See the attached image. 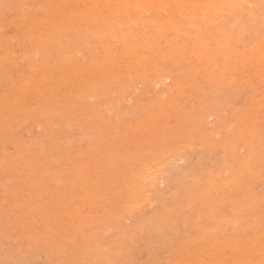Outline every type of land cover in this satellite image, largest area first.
<instances>
[{
  "label": "rangeland",
  "instance_id": "obj_1",
  "mask_svg": "<svg viewBox=\"0 0 264 264\" xmlns=\"http://www.w3.org/2000/svg\"><path fill=\"white\" fill-rule=\"evenodd\" d=\"M12 1L13 0H2V1L0 0V18H1L0 19L1 20V22H0V40H3V41L0 42V43L3 42L2 44H0V50H1V48L3 50V51L2 50L0 51V53H1L0 54V61H2L1 63H4V64L0 63V68L3 69V67H5L6 69L4 68V71L6 70L5 72L9 73V74H5V72L0 69V76L3 77V78L0 79V87H1L0 88V96L4 97L5 94L7 96V97L5 96L6 98L4 97V99H3V97H0V98L3 99V100H0V106L2 108V111L0 113L1 114L3 113V115H4V116L2 115L3 116L2 118H0V127L4 126L5 130L7 131V128L8 129L10 128L9 125L10 124H11V126L13 125L12 128H10V130H8L9 132H6L5 130H3L2 128H4V127L0 128V132H2V133H0V135L4 134V133L5 134L7 133L6 136L8 137L7 138L5 136V134H4V138H3V135H1L2 138L0 139V142H2V144L0 146V153H1V155H0V161H1L0 165L2 163L3 165L5 164L8 167L10 164H12L9 167H14V166L17 167L18 166L17 167L18 169L16 168L17 169L16 170L15 167H14V168H10V170H9V167L7 169H5V167H6L5 165H4V167L0 166V212H1L2 209L4 210L3 207H7V208L9 207V210L11 209V211H9L7 208H5V212L2 211V214L0 213V221H3L6 218L7 220L5 219L6 221L4 220V222L8 221L7 222V226L9 225L14 230V231H12V228H10L9 226L8 227L4 226L5 225L4 222H0L1 224H4L3 227H2V225H0L1 228H2L0 230V236H1L0 237V257H1L0 258V264H2L4 262V260L6 259V256H7V258L8 257L9 258L6 259L7 262L5 260L4 264H44V263L45 264H67L68 263L69 264V263H71L72 260H75L76 258L78 260L72 261V264L75 263V262H76L75 264H77L79 262H80L79 264H207V263L208 264H217L218 262H219L218 264H237V263L238 264H260L261 262H262V264H264V254H263V252H264V246H263L264 245V241H263L264 240V234H263L264 233V216H263L264 215V211H263V209H264V206H263L264 205V143H263L264 136H262V135H264V133H263L264 132V115H263L264 108H262V107H264V98H262V97H264V94H263L264 93V23H263L264 22L263 21L264 20V11H262L261 14L258 13L256 18L253 21L251 20V18H249L245 14H238V15H235L233 17L225 16V17L220 19V18L214 17V15H213L214 11H213L212 7L209 6L210 1L208 0L207 1V8H208L207 12L200 16L201 11H198L197 12V16H198L197 19H195L193 21L185 19V17L188 16L186 12H185V16L184 15L183 16H176L174 13H172L171 14L172 17L176 18L175 22H177L175 24V26H174V29L170 28L167 24H165L162 27V29H161V30H164V31H161V30H159L160 26L158 28L156 25H154L153 22H151L152 18H154V6L153 7L152 6L149 7V5H147V7L149 9L147 11H144V12H141V13L132 11L131 15H130V17H131L130 19L133 22H130V23L128 22L126 24H122V23H119L117 21L119 19L118 16H120L119 14H121V15L125 14V12H128L129 9H131V7H130L131 0H35V1L29 0V2H28V0H24V1L23 0H14L13 2ZM93 1H94V3H93ZM137 1H139V0H137ZM64 2H66L67 4L64 3ZM69 2H70V5L68 4ZM242 3H244V4L247 3V0H244ZM4 4H6L5 8L3 7ZM79 4L81 6H79ZM23 5H24V7H23ZM61 5L64 6V7H62ZM10 6H12V8H10ZM97 6H99V7L97 8ZM128 6H129V9H128ZM59 7H61V8H59ZM202 7H205V4H203ZM22 8L24 10H22ZM28 8H30V10ZM46 8H47L48 11H46ZM57 8H59V9H57ZM64 8H66V9H64ZM25 9H28V10L25 12ZM33 9H35V10H33ZM39 9L41 11H43V9H44V12H41ZM106 9H109L111 11V14H109L106 11ZM4 10L10 11L9 12L10 13L9 17L5 16L6 14L8 15V12L5 13L6 11H4ZM37 10L40 11L41 13H39ZM62 10L63 11L65 10L63 12V14L61 12ZM103 10H104V12H103ZM35 11H36V13H34ZM11 12H13V13H11ZM45 12L47 13L46 15H45ZM53 12H54V14H53ZM27 14H28V16H26ZM32 14H33V16H35V18L33 16L30 17V15H32ZM38 14H40L39 17L37 16ZM48 14H49V16L53 14L52 16H54V17L50 16L51 19L49 20L48 19L49 18ZM74 14H75V17H74ZM142 14H144V16ZM110 15L111 16L115 15L117 17H114V18L111 17V20H110ZM160 15H162V16H160ZM157 16L160 17V18H158L160 21L165 20L168 17V15L165 14L164 12H159ZM5 17H8V18H5ZM62 17H63V19H62ZM73 17H74V19L77 17L76 20L79 23L75 22L76 20L74 21V19L72 20L71 18H73ZM120 17H122V16H120ZM4 18H5V20H4ZM43 18H44V20H43ZM67 18H68V20H67ZM69 19H70V22H69ZM122 19H123V17H122ZM46 20H47V22H46ZM134 20H135L136 23L134 22ZM21 21H23L24 23L21 22ZM43 21L45 23H43ZM16 22H17V26H16ZM18 22H21V23L19 24ZM53 22H55L56 24H53ZM137 22H139V23H137ZM14 23H15V25H14ZM25 23H26V25H25ZM37 23H39V25ZM65 23H66V25H65ZM73 23L74 24L77 23V24L74 25ZM43 24H47L48 26L45 25L46 27L42 28ZM81 24H82V26H79ZM20 25H21V27H20ZM37 25L39 27H37ZM56 25H58L59 27L56 28L57 27ZM61 25H63V27H61ZM64 25L66 27H64ZM69 25H70V27H69ZM76 25L78 26V28H76L77 27ZM145 25H146V27H145ZM10 26H12V27H10ZM31 26H33V31L34 32L33 31L29 32V28ZM40 26H41V29H40ZM123 26L125 27V29H124ZM16 27L18 29H16ZM134 27H135L136 30L134 29ZM150 27H151V30H150ZM12 28H14V31H13ZM50 28L51 29L54 28L53 30H55V28H56L55 33L60 31L59 28L60 29L65 28V29H62L57 34V37L54 36V32L51 33L54 36L53 37L52 35H48L49 32L47 33V31H50ZM70 28H72V29H70ZM137 28H138V31H137ZM8 29H9V33L7 32ZM10 29L12 30V32H11ZM57 29H58V31H57ZM139 29L141 30V32H140ZM63 30H64V32H63ZM77 31L79 32V36H77L78 35ZM135 31H136V33H135ZM2 32H4V33H2ZM10 32H11V34H10ZM14 32H16V33H14ZM35 32H37V34ZM42 32H43V34L45 36H43ZM61 32H63V33H61ZM65 32L66 33L68 32V35L66 34V36L69 37V38H67L66 36H63V35H65ZM86 32H88V33H86ZM145 32H146V34H145ZM170 32H171V34H170ZM32 33H33L34 36H36L37 38L40 37L44 41L43 40L38 41L39 39L34 38V37H33V39L36 40L39 43H34L35 41H33L32 39L29 40L30 38H32L31 37ZM45 33H47V34H45ZM74 33H75L76 37H75ZM2 34L4 35V37L1 36ZM83 34H85V36H82ZM90 34H91V36H90ZM15 35H17L16 37L18 39L14 37ZM60 35L63 36V37L61 36L62 38H66V39L73 38L72 39L73 42L71 44L72 45L74 44V46L70 45V43L67 44L71 40H67V41L65 40L66 43L64 42V39H62L63 40L62 41ZM92 35L95 37L94 39L91 38ZM107 35H108V37H106ZM9 37L10 38L12 37V38H15V39L12 41V39L10 40ZM28 37H30V38L28 39ZM84 37H86V40H85ZM148 37H149V39H148ZM47 38L51 39L52 42L50 40H48ZM7 39H9L11 41V43H9V41H7ZM57 39L58 40L60 39V40L58 41ZM88 39H89V42H88ZM137 39H138V41H135ZM26 40H29L31 42L28 44V43H26ZM98 41H99V44H98ZM100 41H102V42H100ZM120 41H121L122 44L120 43ZM4 42H5L6 45L9 43L8 44V46H9V50L8 51L10 53L9 55H12L13 52L16 53V55H14V54L12 55V58L10 56L11 59L9 58V55L8 56L6 55L8 53V51L7 50H5L7 52L4 51V49H5L4 45H3ZM62 42H64L65 44L62 43ZM78 42H79V45L78 46L76 45L77 47H75V44H77ZM135 42H136V44H135ZM23 43H25L26 45L24 44L23 46H20V44L22 45ZM41 43L43 44L42 46H41ZM17 44H18L19 48L21 47L20 49L18 48ZM63 44H64V48L65 49H63L62 47L59 48V46L60 45L63 46ZM86 44L87 45L90 44V46H87ZM38 45L41 48L39 47V49L38 48L35 49L36 46L38 47ZM49 45H52V48H51V46L49 47ZM84 45H86L87 48H85ZM8 46H6V48ZM12 46L14 47V49L16 48L17 50L16 49L14 50L12 48L10 49V47H12ZM25 46H27L28 48L25 47ZM22 47H24L25 50H23L24 48L22 49ZM47 47H48V49L45 50L44 48H47ZM82 47L84 48L83 52H82V50L80 52H78ZM96 47H98V49ZM91 48L93 49V51H92ZM54 49H55V51H54ZM62 49H63V53H61ZM69 49H71L72 52ZM73 49L75 51H73ZM10 50H12V53H11ZM39 50H40V53H39ZM137 50H139L138 51L139 53L137 52ZM19 51H21L20 54H19ZM36 51H38V52H36ZM41 51H42V54H41ZM53 51H54V53H53ZM65 51L66 52L68 51V53H66ZM33 52L35 54H32ZM57 52H58L59 56H58ZM92 52H93L94 56L92 55ZM24 53H26L27 55L24 54ZM37 53H39V54H37ZM45 53H46V57H50L49 58V60H51L50 62L49 61H45L46 57L45 58L42 57ZM75 53H76V55H78V57L77 58L74 57V59L78 63L76 64V61L75 62L73 61V64H72V60H74L73 59V54H74V56H76ZM84 53H85V55H84ZM144 53H146V54H144ZM30 54H32V55H30ZM36 54H37V56H35ZM4 55L7 56V57H5V59H3L4 57H2ZM52 55L54 56V58L52 57ZM71 55H72V57H71ZM97 55L100 56V57H98ZM34 56H35L36 59L34 58ZM19 57H24L25 59L22 60V58H19ZM58 57H59V59H58ZM62 57L65 58V59H63ZM83 57L85 58V60H84ZM113 57L114 58L118 57V58L115 60ZM124 57H125V59H124ZM31 58L35 60V61L33 60V62L36 63L35 65L34 64L32 65L33 62H32ZM39 58L41 60H39ZM78 58H80V60L82 62L79 63V61H78L79 59ZM147 58H149V59H147ZM15 59L17 60L16 62H15ZM19 59L22 60L21 61L22 63L20 62ZM30 59H31L32 63H29ZM62 59L64 60V62L68 61V62H66L68 64L63 63V61L61 62ZM145 59H147V60H145ZM55 61H57V62H55ZM86 61H87V64L84 63ZM47 62H49L50 64H48ZM54 62H55V64H54L55 67L52 64ZM166 62H168V63H166ZM5 63H7L8 66H5ZM16 63H18V65H16ZM20 63H21V65H23L22 67H21ZM56 63H59V64H56ZM62 63L67 65V68L65 67V65L63 66ZM83 63H84V66H83ZM42 64H44V65H42ZM80 64L82 66H80L79 68L76 67V66H78ZM96 64H98V65L96 66ZM13 65H14V69H13ZM29 65H32V68ZM68 65H71V66L73 65L72 66L73 68L68 66ZM74 65H76V66L74 67ZM17 66H19L21 68H19V67L17 68ZM38 66L40 68L41 67H43V68L46 67L47 68V66H48V68H51V69L47 68V71H46L45 68H44L45 70H43L41 68V70L39 71L40 68ZM148 66H150V67H148ZM162 66L165 67V69H163ZM94 67H96V68H94ZM15 68L18 69V70L16 69L17 70L16 73H17V75L19 74V76L15 75L16 74L14 72ZM24 68H26V70H24ZM185 68H186V70H185ZM64 69H66L67 71H65ZM130 69H131L132 73L130 72ZM171 69H173V70H171ZM183 69L185 70V72L187 74L184 73ZM80 70L82 72L84 71V75L85 76H83V74L82 75L80 74V72H81ZM85 70H87V71H85ZM113 70H115V71H113ZM150 70H152V72ZM198 70L201 71V72H199ZM63 71H65V72H63ZM70 71H71V74H70ZM73 71H74V73H73ZM91 71L95 72V73L92 74ZM161 71L162 72L163 71L167 72L169 74L172 73L170 75V80L167 83H165V85H163V86L157 85V83H155V82L158 81L157 77L159 75V72H161ZM175 71H177V72H175ZM44 72L45 73L47 72V74H45ZM76 72H78V73H76ZM86 72H87V74H85ZM90 72H91V75L89 74ZM111 72L115 73V75L114 74L112 75ZM174 72L176 73V75H174L175 74ZM235 72H236V74H235ZM13 73H15V74H13ZM29 73H31V74H29ZM59 73L62 74V76H60V78L56 77V76L60 75ZM66 73H68V74L66 75ZM106 73H107V76H106ZM12 74H13V76H12ZM63 74H65V75H63ZM74 74H77V75L73 76V77L77 76L76 77L77 80H75L76 78H71L70 80H68V78L72 77V75H74ZM147 74H148V76H147ZM149 74L151 76L150 78H149ZM196 74H198V75H196ZM78 75H79L80 78H78ZM86 75H87V77H86ZM88 75H90V77H88ZM93 75L95 76V78L98 77L97 80H95V78H93ZM97 75H99V76H97ZM182 75H184V76H182ZM43 76H45V78L46 77H49V78L51 77V79H43V80H47L48 82L47 81H43L42 80V78H44ZM67 76H69V77L67 78ZM11 77H13L15 79L17 78L18 81L9 84V81L12 82V79H13ZM103 77H106V78H103ZM134 77L135 78L137 77V78L135 79ZM82 78H83V80L85 82H87L86 83L87 86L85 85V83H81L82 82ZM86 78H88V81L86 80ZM89 78H90V80H89ZM3 79H5V80H3ZM78 79H81V80H78ZM38 80L40 81L41 84L39 83ZM55 80L58 81L57 83H59V85H61L63 83V85L67 86L68 88L64 87L63 85H61L63 87L58 86V84L56 83ZM67 80L69 81V83H70L71 80H73V83L74 82H75V84L77 83L76 84L77 86H75V88H74V84L73 83L71 84L73 86H71V85L68 86V84H67L68 81ZM115 81H116V88H114V85H113L115 83ZM144 81H145V83H144ZM94 82H95V86L94 85L93 86L95 88L93 89L91 85L94 84ZM103 82L105 83L106 86L104 85ZM231 82H233V83H231ZM26 83H28V84H26ZM32 83H34V84H32ZM36 83H37L38 86H36ZM55 83H56V86H58V88L55 87ZM90 83H91V85H90ZM102 83H103V85H102ZM5 84L7 85V87H6ZM52 84H53V86H52ZM152 84H154L155 86L157 85L156 88ZM222 84H224V85H222ZM247 84H248V86H247ZM8 85H10V86H8ZM28 85H30L32 87H30ZM49 85L53 89H50L51 87ZM117 85H118V87H117ZM130 85H132V86H130ZM47 86H49V87H47ZM147 86H151V87H149V91L151 93L147 92L148 91V89H147L148 87ZM169 86H170V88H169ZM195 86H198L197 88L201 87L200 91H202V90L205 91V95L207 94V98L208 97L209 98L208 99L206 98V96L203 94L204 93L203 91L199 92L200 93L199 94L198 93L199 89L197 90V88ZM81 87L83 89L82 93L79 92L80 91L79 88H81ZM85 87H88V88L85 89ZM96 87H97V89H96ZM102 87L106 90L105 92H104ZM130 87H132V88H130ZM133 87L135 88V90H134ZM184 87H186L187 89L186 88L184 89ZM220 87H222V88L219 89ZM257 87H259V89H256ZM31 88H32V90H31ZM112 88H113V91H111ZM126 88H128L129 90H127ZM173 88H175V89L173 90ZM5 89L8 91L7 93H6ZM10 89H12L11 90L12 92L10 91ZM26 89H28L29 92ZM41 89L44 91V93L47 91V89L48 90L49 89L53 90L52 94H50L51 96L49 95V93H51L50 90L47 91L44 94L43 91L41 92ZM70 89H71L72 93L71 92L70 93L67 92ZM72 89H73V91H72ZM92 89H93V91H92ZM118 89H119V93L120 94H121L122 91L125 92V90H126V92H127V91L131 90L130 91L131 94L129 92H127V94L128 95L130 94V97L133 94L132 98L134 100L132 98L128 97V95L126 93L125 94L127 95V97L123 93L122 94L125 95V96H123L122 94L121 95L118 94L117 93ZM120 89H122V90L120 91ZM146 89H147V91L144 92ZM179 89L181 90V92L183 94L179 93L180 92ZM211 89H213V90H211ZM84 90L88 91V92L86 91L87 94H85L86 92H84ZM89 90H91V92ZM156 90L158 91V94L156 93ZM215 90H216V92H215ZM15 91H16V93H15ZM36 91H38L37 94L36 93L33 94ZM172 91H173V93L175 92V94H172ZM194 91H197V92L195 93ZM10 92L12 94H9ZM25 92H27V93H25ZM92 92H93V94H91ZM166 92H168L169 94L166 93ZM209 92H212V94H210ZM223 92H225L226 94H222ZM13 93H15V94H13ZM42 93L44 95H46V96H44ZM83 93L86 95V97L83 95ZM208 93L210 94V96H209ZM7 94H9L10 96L7 95ZM22 94H24V95H22ZM106 94H107V96L105 97ZM112 94H113V96H112ZM189 94H190V96H189ZM247 94H248V96H247ZM19 95H21V96H19ZM39 95H40V97H39ZM42 95H43V97H45V99L42 97ZM79 95H80L81 98L79 97ZM87 95H88V97H87ZM102 95H104V96H102ZM108 95L109 96L111 95L110 99H112V101H109L110 99H109ZM192 95H194V96L192 97ZM218 95L220 96L219 97L220 99L218 98ZM240 95H242V96H240ZM260 95H262V97ZM28 96H30V97H28ZM77 96H78L79 99L83 98V99H86L87 101L86 100H81L82 102L80 100H78L79 102L75 101L77 99L76 98ZM144 96H145V98H144ZM156 96H158V97H156ZM160 96H161V98H160ZM14 97L17 99V101H16V99ZM18 97L20 99L26 100L27 103H25V104L23 102L19 103L18 100L20 101V99H18ZM46 97H47V99H46ZM49 97H51V98H49ZM123 97H125L126 100L123 101ZM138 97H140V98H138ZM152 97H154V98L152 99ZM168 97H172V98H170L171 100L168 101V99H167ZM173 97H174V99H173ZM182 97L185 100L181 101V103H180V100H183ZM195 97L197 99H199V101L203 100L201 98H205V100H203L202 102L200 101L198 103L197 99L194 100ZM25 98H27L28 100L25 99ZM68 98L70 100H68ZM121 98H122V100H121ZM137 98H138V100H137ZM142 98L145 99V100H142L143 103L140 100ZM192 98H193V100H192ZM260 98H262V99H260ZM13 99H15V102H17V103H15L16 105H14V106L11 105V106L14 107V108L16 107V108L15 109H13V108L10 109L11 106H9V105H10V103H12L11 101H13ZM48 99L50 100L49 102H48ZM175 99H176V101H174ZM188 99H189V101H191V100L192 101L188 102ZM24 100H22V101H24ZM44 100L46 101V103L43 102ZM99 100L100 101L102 100V101L100 102ZM161 100H162V102L160 103ZM164 100H165V102L163 104ZM166 100H167V102H166ZM213 100H216V101L218 100V101L217 102L214 101V103H213ZM41 101H42V103H41ZM54 101H56V103H57L56 104V110H55V107H53V106H55V104H54L55 102ZM154 101H156V102L159 101V102L156 103ZM195 101H196V103H195ZM52 102H54V103H52ZM70 102H72V103H70ZM114 102L116 103L115 105H113ZM124 102H125V104H124ZM150 102H152V104ZM210 102H212V103H210ZM259 102H261V103H259ZM48 103L51 104V105H49ZM65 103H66V106H64ZM109 103H112V106L109 105ZM127 103H129V108H130V109L128 108V110H126V108L128 107L126 105ZM132 103H133V105H132ZM140 103H141V105H140ZM146 103H148V104H146ZM159 103H160V105L163 104V106L161 105L163 108L160 107ZM176 103H178V104L176 105ZM262 103H263V106L262 105L260 106V104H262ZM85 104H87V105L89 104V105L88 106H83ZM96 104H99V105H96ZM135 104H137L139 106V108L138 107L136 108ZM145 104L148 105V106H145ZM167 104H168V107L164 108ZM180 104L183 105V108H182V106H180ZM184 104H186L187 107H185ZM204 104H205V106L206 105L207 106L206 107L202 106ZM209 104H212V105H209ZM5 105L6 106L8 105V107H6ZM18 105L21 107V109L23 111L22 114H21L22 111H20L21 109L18 108V111L16 110ZM44 105L48 106V107L50 106L51 108L47 109V107H45ZM156 105H158V106H156ZM198 105H201V106H198ZM253 105L254 106L256 105V106L254 107ZM35 106H36V108L34 109ZM41 106H44V108L41 107ZM57 106H59V107H57ZM63 106H64V108H63ZM75 106H80L81 108L80 107L77 108ZM91 106H92V108H91ZM96 106H100V108L98 107V109L100 111L99 110L97 111V108H95ZM103 106H104V108H102ZM170 106H172V108H174V109H171ZM248 106H250V107H248ZM32 107H33V109H32L33 112H31V108ZM37 107H38V109H37ZM110 107H112V110L110 109ZM144 107H146L147 109H144ZM175 107L178 108L179 111ZM211 107H213L214 109H212ZM218 107L220 108V110H216ZM252 107H254L256 109L253 110ZM1 108H0V110H1ZM4 108H7V109H5L6 111H3ZM57 108H60V109L62 108V111L60 109H57ZM68 108H69V110H67ZM74 108L75 109L77 108V109L75 110ZM101 108L103 109V112H101L102 111ZM140 108L143 109L141 112L144 111L143 115L140 113V111L138 112V110H140ZM153 108H155V110H156V108H158L155 111L156 114L153 111ZM161 108H162V110L160 111L159 109H161ZM200 108L204 109V111H202ZM9 109L12 110V111H10ZM26 109H29L30 112H28V110H26ZM113 109H114V111H113ZM123 109H125L127 111V113H126V111H123ZM136 109H138V110H136ZM14 110H16L17 112H14ZM79 110L82 111V114H81V111H79ZM164 110H165V113H164ZM175 110L177 112L173 114V112H175ZM212 110H213V113H212ZM256 110L259 112V115H261V117H259V115H257V113L255 114ZM36 111H37L38 114L36 113ZM48 111H50L51 114H49V115L53 116L54 119L51 116L49 118V115L47 116V114L49 113ZM69 111H70V113H69ZM78 111H79V114H78ZM95 111H96V114L94 113ZM146 111H147V113H146ZM169 111H171V112H169ZM181 111H183V112L185 111L186 112V113L184 112L185 115ZM5 112H9V118L12 115L11 112H14L15 114L13 113V115H12V117L14 116V118H10L9 120H7V118H6V120H5V117L6 116L8 117V115H7L8 113H6V115H5ZM53 112H55V114ZM100 112L102 114H104L103 116L105 118H103V116H102V114ZM203 112H204V115H202ZM209 112H211V113H209ZM247 112H249V113H247ZM24 113H26V115ZM30 113H31V115H30L31 117L32 116H36V114H37L36 117H32V118H34V120L29 116ZM32 113H33V115H32ZM85 113L88 115V118H90L91 120L86 118L87 115H86V117L83 116V115H85ZM97 113H100L103 119L102 118L100 119L99 115H97ZM115 113H117L118 115H115ZM148 113H149V116H147ZM171 113L173 114V116H169V115H171ZM1 114H0V116H1ZM42 114H43V116H46L44 119L43 118H39V117H42ZM60 114H61V117L59 116ZM113 114H114V116H112ZM144 114L146 116H144ZM163 114H164V116L168 114L167 115L168 117L167 116L164 117ZM208 114H211V115H208ZM216 114L218 116L215 117ZM248 114L250 115V117H249ZM92 115L94 116V118H96L95 120H93ZM140 115H142V116H140ZM151 115H153L154 117L152 116L153 118H150ZM174 115L176 116L175 118H174ZM199 115L203 116V120L201 118L202 116L200 118H201L202 121H205V124L202 121H201V123L199 122L200 121ZM221 115L224 116V117H222ZM255 115L257 117H259V118L256 119ZM23 116H28V118H30L32 120L33 124L31 123V120L29 121L28 118H24ZM63 116L64 117L67 116L68 120L66 118H64ZM71 116L74 117V118H72ZM109 116H110V118L108 119ZM155 116H158V118L161 117L163 119L162 120L161 119H157V118H155ZM180 116H181L182 119L183 118L184 119L186 118V119L185 120L183 119L184 120L183 121V120H181ZM204 116H206V118ZM220 116H221L222 119L220 118ZM240 116H244V117L240 118ZM15 117L17 119H19V120L15 119ZM37 117H38L39 120L41 119V121H43L46 118H48L45 121L49 120L48 123L50 124V126H52L53 129L57 128V130L56 129L53 130L51 127H47L46 125L44 126V124H47V123H44L45 121L43 123L40 121L42 123V125H40L41 123H39V120H37ZM78 117L80 119H77ZM177 117L180 118L179 121L181 120L180 121L181 124L177 121L178 120ZM248 117H249V119H248ZM23 118H24V120L28 119V121H26V123H25ZM106 118L108 119V127H107V124H105V123H107V122H105V121H107ZM123 118H125V119H123ZM135 118L138 119V120H136ZM173 118H174V120H173ZM218 118L220 119V121H219ZM12 119L14 121V122L12 121L13 123L10 122V120H12ZM20 119H22V120H20ZM50 119H52V120L56 119V120L52 121ZM72 119H74V120H72ZM75 119H77V120H76L75 124H73L72 122L75 121ZM99 119L101 121H99ZM130 119H133V120L131 121ZM187 119H188V121H186ZM242 119H244V121H241ZM246 119H247L248 122H245ZM35 120H37V121L35 122ZM88 120H90L89 122H91V123L86 124V123H88ZM92 120H93V122H92ZM110 120L113 122V124H115V126L112 125V122ZM121 120L123 122H125L124 124L126 126L123 123H121ZM155 120L156 121L157 120L158 121L161 120V121L158 122V126H156L157 122ZM192 120H194V121H192ZM2 121H4L5 123L2 122ZM6 121H8V122H6ZM17 121H18V123H17ZM59 121L62 122V123H60ZM68 121H70V122H68ZM96 121L98 123H96ZM135 121L136 122L139 121V122L135 123ZM168 121H169V123H168ZM170 121H172L173 123L170 122ZM215 121H217V122H215ZM253 121H255V122H253ZM51 122L52 123L54 122L53 125H54L55 128L53 127ZM65 122L66 123L68 122V123L66 124ZM80 122H82V125L84 124V126H85L84 128L85 129L82 126L79 127V125H81ZM110 122H111V126H110ZM150 122H151V124H149ZM187 122L188 123L190 122V124H187ZM192 122L193 123L195 122V124H193ZM197 122L200 123V124L203 123L204 126L207 127V128L206 129H203L205 127L202 128V131L204 130L205 134L203 133L204 131L203 132L201 131L202 133L200 132V134H199L200 136L196 137L197 133H199V131L201 130L200 129L201 126H199L200 124H197ZM218 122L221 124L220 127H219L220 124H218ZM243 122L246 123V124H243ZM6 123H7L8 126L6 125ZM16 123H17V125H19L21 123V125H23V126L20 125L19 126L20 129L16 128L17 127ZM35 123H39V124H37V126H39L40 128H42L44 126L43 129H46V131L42 129L43 131H41V134H39L40 133V128L36 127ZM56 123H58V124L56 125ZM92 123H94V124H92ZM101 123H103V124L101 125ZM146 123H147V125H146ZM95 124H97V130L95 128L96 127ZM122 124H123V126H121ZM128 124L130 125V127H129ZM136 124H138V125H136ZM153 124L155 126V129H150L151 127L154 128V126H152ZM203 124H202V126H203ZM253 124H254V126H253ZM258 124L261 125V126L259 127ZM58 125L59 126L61 125V126L59 127ZM89 125L90 126L93 125L92 126V127H94L93 129H95L97 132L92 130ZM143 125L144 126L146 125L145 127H147L148 129H146L144 127L145 130H141V128L143 129ZM168 125H170V126H168ZM174 125H176L175 126L176 129L173 128ZM185 125H187V127L192 125L193 127L190 126L189 129L191 130L192 128H194V130L189 132L190 130L187 127L185 128ZM214 125H216V127H214ZM234 125H236L235 128H234ZM14 126H15L16 130H14ZM34 126H35V128H34ZM104 126L107 127L108 129L105 128ZM112 126H113V128L110 129ZM212 126H213V128H212ZM23 127L26 128V129H29V128L31 129L33 127V129L29 130V133H28V130H26L27 132H25V129H23ZM61 127H63V128H61ZM68 127L69 128L71 127V130L73 131V133H72V131H69L70 129ZM75 127H79V128L78 129H74ZM101 127H102V129L104 127V130L100 129V133H98L99 132V128H101ZM115 127H116V129H119V131H121V133H118L119 132L118 130H116L114 132ZM123 127L125 129L124 131L122 130ZM135 127H138V128H135ZM162 127L165 129V131H164V129ZM222 127L225 128V129L227 128V131L225 129H223ZM58 128L62 129L60 131H63L62 132L63 134H60L61 132H57V131H59ZM128 128H130V129H128ZM172 128L174 129V131H173ZM177 128H178V130L180 128H182L181 130H179L181 132L183 131V128H185L184 129V134L186 136L188 135L187 138H185V136H183L184 134L183 135L182 134H178V136H177V132H179L177 130ZM196 128L199 131L195 130ZM221 128H222V130H225V132L223 131L224 132L223 133L221 131L220 137L218 138L217 135H219V133H215V132H220ZM232 128H234V129H232ZM48 129H52L53 132H51L52 130L51 131L49 130L50 132L47 131ZM79 129H81V131ZM86 129H87V131H86V135L85 136L84 135H82V136L78 135L80 133L81 134L85 133L84 131ZM137 129H139V130H137ZM89 130L91 132V133L89 132L91 134V136L88 135L89 133H87ZM126 130L127 131L129 130V131L125 134L124 132ZM131 130H133L134 133H132ZM169 130H170V132H172L171 133L172 135H170V133L169 134L167 133V132H169ZM185 130H187V132H185ZM11 131H13L15 134L14 133L11 134L10 133ZM30 131H32L31 134H30ZM54 131H56V132H54ZM195 131L197 133L194 135L193 133ZM210 131L211 132L214 131V132H212L213 134H210L211 133ZM21 132L22 133L24 132V133L22 134ZM69 132H71V133L67 134ZM93 132H95V133H93ZM113 132L116 133V134H114ZM144 132H146V134H144ZM155 132H157V134H155ZM181 132H179V133H181ZM226 132H228V135L225 134ZM231 132H232V134H230ZM25 133H28V134H26L25 137H24ZM47 133H49V134H47ZM54 133H58V134L54 135ZM128 133H129V135H128ZM141 133H142L143 136L141 135ZM165 133L168 134V135H166ZM190 133H191V136H190ZM222 133H223V135H222ZM8 134H10V135L8 136ZM37 134L39 136H41V137L43 136V138L40 137V138L36 139L37 136H38ZM59 134L61 136H63V137H64V135H66V136L63 138ZM98 134H100L101 138H99V136H96ZM137 134H138L139 137L137 136ZM192 134L196 138L193 139ZM201 134H204V137L206 136L205 138H206L207 141L211 140V139L215 140L213 142L216 143V144L209 143V141L208 142L207 141L203 142V140L205 138L201 137ZM229 134H230V136H229ZM235 134H236V136H235ZM254 134H256V135L254 136ZM11 135H12V137H14V139L11 137ZM92 135H93V137L94 136L95 137L93 138ZM105 135H106L107 138L103 139L102 137H105ZM123 135H124V137H123ZM213 135H215L217 138L213 139ZM71 136L73 138H71ZM79 136H80V138H79ZM87 136L88 137L90 136V138H87ZM180 136L183 137V141H179L178 140V139H180L179 138ZM209 136H210V139H208ZM256 136H258V137H256ZM9 137H10V139H9ZM96 137H97V139H95ZM167 137L169 138L170 141H168V143L166 144V140H168ZM243 137H244V140H243ZM131 138H132V140H131ZM134 138H136L137 141L134 140ZM143 138L144 139L146 138L145 140L147 142L145 140L142 141ZM158 138H161V139H158ZM171 138H173V139L175 138V140L173 141ZM198 138H200L201 140L198 141ZM18 139H20V141H18ZM67 139H69V141H67L68 143L66 142ZM70 139H71V141H70ZM102 139L105 142L101 143ZM107 139H108V142H107ZM126 139H127V142H124ZM223 139H225V140H223ZM231 139L233 141L237 142V143L232 142ZM21 140L23 141V143H22ZM30 140H32V141L34 140V142H35L34 144L36 146H38V147H36V146L34 148L32 147L33 148V150H32L31 146H34V144ZM35 140H37V141H35ZM43 140H45V141H43ZM61 140H64L65 142L62 141V143H61ZM94 140L96 141V143H93V144L96 145L97 147L92 145V143L90 142V141L94 142ZM151 140H154V141H151ZM157 140H158V142L155 143ZM222 140L224 141L225 144L229 143L230 140H231L232 143L230 142V144H228V147L229 146L230 147L227 148V146H225V144L224 145L220 144V145H222V146H220L219 143H221ZM88 141L90 142L89 144H88ZM150 141H151V143H150ZM171 141H173V142H171ZM191 141H194V143L191 142ZM195 141H196V144H195ZM223 141H222V143H223ZM239 141L241 142L242 145H243V143H246L244 145V146H246L245 147L246 149L245 148L243 149L244 146L242 147L241 144H240L241 146L239 145V143H240ZM247 141L248 142L251 141L250 144ZM252 141H254V143H252ZM19 142L22 144V145L20 144L22 146V148H21V146L19 144H16V143H19ZM37 142L40 145H38ZM39 142H42L43 145H42V143H39ZM130 142H133V146H131L132 144ZM159 142L160 143L162 142V143L160 144ZM186 142H189V143L191 142V143L189 144V143H186ZM201 142H202V145L204 147H206L205 145H208L207 146L208 148L210 147L208 149V151L209 150L210 151L213 150V152H214V151H216L217 148H219L216 151L214 159H213V155H214L213 152L212 151L211 152L210 151L207 152V148H206V150H205L206 152H205L204 151L205 148L203 149V146L201 145ZM125 143H129V144H127L129 146L128 148H126L127 146L125 145ZM135 143H136L137 146H135ZM140 143H141V145H140ZM158 143H159V146H157ZM185 143L187 144V146H185L184 148L181 145V147L183 149H181V147L176 146V145H179V144H183L184 145ZM197 143H198L199 146H197ZM208 143L211 144V146H209ZM262 143H263V146H262ZM56 144H59L61 149L58 148L59 146L54 148V146ZM97 144L100 145V152L96 151V150H98L97 148L99 146ZM149 144H153V145L148 146ZM155 144H157V145H155ZM163 144H165V145H163ZM169 144H172V145L169 146ZM193 144L196 145V146H194ZM217 144H218V147H217ZM237 144L239 145V147H238ZM4 145H6V146H4ZM16 145H19L20 147L16 146ZM46 145H47V147L50 145L52 148L51 147L46 148ZM88 145L89 146L91 145V148L88 147ZM123 145L125 146L124 149L129 150V151H125L123 149V147H124ZM160 145H162V147L163 146H166V147L169 146V148L166 149V147H164L165 148L163 150L164 152L160 153L159 149L160 150L163 149L162 147H160ZM192 145H193V148H192ZM9 146H11L12 148H10ZM41 146L43 148L45 147L44 148L45 151H44L43 148H41ZM93 146L96 148V150L92 149ZM152 146H153V148L155 150L158 147V150H156L157 151L156 154H155L156 151H154V149L151 148ZM155 146H156V148H155ZM172 146H173V148L176 146L174 148L175 150L172 148ZM214 146H215V148H214ZM235 146L238 147L237 150L233 149V148H236ZM3 147L6 148L7 152H6L5 149H4L5 151L3 150ZM29 147H30V149H29ZM186 147L188 149L185 150ZM200 147L202 149H200ZM224 147L226 149H231V150L230 151L226 150ZM252 147H253V149H252ZM26 148H28L27 151H24V150H26ZM35 148H37V149H35ZM38 148H40V150ZM57 148H58V150H57ZM72 148H73L74 151L76 150L75 151L76 153L74 151L73 152L71 151ZM88 148L91 149L89 151H91L92 153L88 151ZM117 148H118V150H117ZM190 148H192V151L189 150ZM221 148H224V149L221 150ZM47 149H49V151L53 149L52 151H50L52 153H50ZM85 149H87L86 151H88V152L85 153V151L84 152L82 151V150H85ZM130 149L131 150L134 149L135 153L138 152L137 150H139L137 155H139L141 160L144 159L143 157L140 156L142 153H144L145 156L147 155V158L144 159V161H146V160L147 161L146 162H144V161L142 162L137 155L133 154L134 152L130 151ZM169 149L170 150L173 149V151H172L173 153ZM13 150H14V152H13ZM21 150H23V151H21ZM31 150L33 152V156L31 155L32 154L30 152ZM34 150H37V151H34ZM69 150H70V152H69ZM151 150H153V151L151 152ZM181 150H185L186 153L183 152V151L179 152ZM195 150H200V151H199V153H197L198 151L196 152ZM220 150H221V152H220ZM238 150H242V151H238ZM28 151L31 154H29ZM39 151H40V153H43L44 158H43L42 154H38ZM55 151H57V152L55 153ZM79 151H82L80 153H83V154L82 155L78 154V157H79L78 158L77 157V152H79ZM94 151H96L97 154L96 153L93 154ZM165 151L167 153L170 152V154H167ZM176 151H178L179 153L178 152H177L178 154L175 153ZM231 151H232V153L236 152V154L233 155L231 153L232 156H230V152ZM254 151H256L255 153H257V155H260V157L256 156V154L253 153ZM4 152H5V154H4ZM9 152H11V158H10V153ZM15 152H18V153H15ZM25 152H26V155H25ZM27 152H28V157H25V156H27ZM47 152H49V153H47ZM59 152L63 153V155L60 156ZM121 152H123L124 155L126 154V157H124ZM126 152L129 155H127ZM130 152H132L131 153L132 155H130ZM153 152H154V155L153 154L150 155ZM12 153H14V156L17 155V154L18 155L19 154L20 155L23 154V155H21V157L25 155L24 156L25 158L24 157H22L24 159H22L21 157L19 158L18 155H17L16 157L19 160L16 159V157L13 159L12 157H14V156H13ZM44 153L45 154L47 153L48 156L45 155ZM67 153L69 155H67ZM73 153L76 154V155H74ZM108 153H110V156L107 155L108 157H111L113 161L115 159L114 163H112L110 159L107 160L109 162V164L106 161L107 157L105 158V156ZM159 153H160V155L158 156ZM182 153H185L186 157L184 156V158H183V156H182L183 154ZM210 153H212L213 155L209 156ZM220 153L222 154V156H221ZM2 154H4V157H2ZM34 154H36V155L38 154L39 157H34ZM51 154H53V155H51ZM55 154H57V155H55ZM65 154H66V156H64ZM144 154H142V155H144ZM163 154H164V156H163ZM171 154H173V155H171ZM176 154L178 155L177 156L178 158L177 157L176 158L175 157L172 158L173 156H176ZM217 154H219V155H217ZM239 154H240L241 157L239 156ZM29 155L32 156V157L30 158ZM73 155L76 156L77 158L74 157ZM93 155H94V157H93ZM134 155L136 156V160H134V161L131 160V162L125 161L126 158H127V160L129 159V161H130V159H133ZM155 155H157L158 157H163V158L157 159L158 157L156 156V158H155L154 157ZM167 155H170V156L167 157ZM204 155L205 156L208 155V156L205 157ZM216 155H217V157H216ZM152 156L154 157L153 159H148V158H150ZM227 156H229L228 157L229 160H228ZM5 157L7 158V160L9 158L11 160L12 159L13 160L11 161L9 159L11 163H8ZM60 157H61V159H57V158H60ZM72 157H74L75 159L71 162V160L73 159ZM82 157H84L86 160H88L89 157H90V159L91 158L92 159L89 160V161L85 160L86 162L85 161L80 162L81 160H84ZM245 157H247V160H246ZM29 158L32 159V160H29ZM41 158L43 159V161H41L42 160ZM68 158H71V159H69L68 161L66 160V162H65V159H68ZM119 158H120V160L122 158H124V161H122V163H119L120 162V160H119V162H117L118 163L117 165L119 167H117V165L115 167L116 160L118 161ZM137 158H138V160H137ZM46 159H49L52 162H53V160L56 159V160L59 161V164L58 163L56 164L55 163L56 161H54L53 163L51 162V165H50L48 163L49 160H48V162H45ZM63 159H64V162H63ZM169 159H171V161ZM177 159H178V161H177ZM3 160H6V161L4 162ZM15 160H18V161H15ZM20 160L21 161L23 160L24 162L18 163ZM60 160H62V161H60ZM154 160L155 161L157 160V162H155ZM164 160L165 161L169 160V161H167L166 164H165ZM250 160H251V162H250ZM74 161L76 162L75 164H74ZM78 161L80 163H82V164L87 163L88 167L86 169H88L90 167V169L86 170V172H84L85 168L84 169H82V168L80 169V170H83V172L85 173L84 175L82 174L83 177L81 176V178H80V176L78 174L79 173H83V172L79 171V173H78V169H79L78 166L80 164ZM94 161H95L96 165L98 164L100 166H98V165L94 166V164H93ZM148 161H150V162H148ZM153 161L156 164H153L154 163ZM213 161L216 162L217 165ZM228 161H230V163H228ZM235 161H236V163H235ZM13 162L15 163V165L13 164ZM25 162H27V163H25ZM43 162L46 163L47 165L49 164L51 166V168L49 167V165L46 166ZM60 162H61V164H60ZM68 162H71V164L68 163ZM106 162H107L108 166L105 164ZM110 162L113 164L112 166L114 167V170L112 169L113 167L109 166V165H111ZM123 162H127V163L124 164ZM137 162H139V163L142 162V163H140V166L142 164H144L143 167H139L138 168ZM151 162H153V163H151ZM219 162H221L222 164H220ZM246 162H248V164ZM257 162H258V165H256ZM16 163H18V164L16 165ZM42 163L45 165V166H43V167H45V168H43V170H41L42 168L40 169V167H39V165L41 166ZM63 163H64V165H63ZM131 163H133V164L130 165ZM134 163H135V165H134ZM163 163L165 164V166L166 165H168V166H166V168H165L163 166ZM233 163L236 164V165H234ZM82 164H80V165L82 166ZM102 164H104L107 168H105L104 165L102 166ZM212 164H214V165H212ZM224 164H225V166L227 164L226 167H227L228 170H230L229 172L227 171L225 166H223ZM262 164H263V166H262ZM29 165H30V169L27 170V167H29ZM120 165L122 167H124V168L127 167L128 170L131 169L130 171H132V169H133L132 172H135L136 175H132V178H131V174H129L130 176L127 175L128 173H130L127 170V168H126V170L125 169L124 170L120 169L119 173H118L117 172V168L118 169L122 168ZM128 165H129V167H128ZM133 165H134V167H133ZM146 165H151V166H147L146 167ZM157 165H160L161 168L163 166V168L165 169V172L166 173L169 172V174L168 173L167 174L170 177H168V176H166L164 174L165 172H163L164 171L163 168L162 169L159 168L157 173H155V171L153 169H154V167H155V169L158 168ZM31 166H32V168H31ZM64 166H66V167H64ZM67 166H69V168ZM76 166L78 168H76ZM83 166L86 167V164L83 165ZM93 166L96 167V169L94 168V170H93L94 172H95V170L99 169L101 166H102L101 168L104 167L105 170L102 169L103 171L100 170L101 168L99 169V172L101 174L102 173L103 174L100 175L98 170L96 171V172H98V174H96V173L95 174H93V173L90 174V171L92 170ZM204 166L205 167L208 166V167H206V169H205ZM256 166H258V167H256ZM22 167L24 169H22ZM47 167L50 168V169H48L49 171L47 170ZM70 167L73 168V171L74 170L75 171L72 172V169H70ZM170 167H172V168L169 169ZM221 167H223V168H221ZM255 167L257 168L256 170H254ZM20 168L22 169V171H21L22 173L19 172ZM37 168H38L39 172H38ZM52 168H53V171L51 170ZM109 168H111L112 171ZM136 168H137L138 172L135 171ZM140 168H142V169L144 168L145 172H143V170L140 169ZM208 168H210L209 170H210L211 173L209 172L210 174L207 175V173L209 171V170H207ZM11 169H12V173H11ZM61 169L62 170L63 169L64 170H68V171L66 172V171L63 170V171L60 172ZM106 169H108L109 171L106 170ZM160 169H161V171L159 172ZM215 169H216V171H215ZM240 169H241V171H240ZM6 170H9V171H6ZM30 170L32 172H28ZM34 170H36V171H34ZM203 170H206L207 173H204L205 171H203ZM223 170H224V172H223ZM242 170H244V172ZM1 171H2V173H1ZM15 171H16V173H15ZM47 171H48V173H44V172H47ZM55 171L57 172V174L59 176L56 175ZM104 171L105 172L106 171L111 172V174L113 172L115 173V171H116L118 174L117 173H115V174L113 173L112 176L110 177L109 175H111V174L108 173V175H106ZM120 171H122V174H121ZM140 171H142V173ZM217 171H218V173H216ZM4 172H5V174L7 172H10L11 174H8L9 176L8 175L7 176L6 175L3 176L2 174ZM13 172L15 174H13ZM17 172H19L21 175L23 174V177L20 176V174H18V176H16ZM52 172H54V173H52ZM62 172H66L67 174H68V172H70V173L67 175L66 173L63 174ZM123 172H126L125 173V178H124V176L122 177ZM219 172L221 174L223 172V174L221 175ZM238 172H239V175H238ZM33 173L36 174V175H34ZM40 173H42V174H40ZM43 173L48 175V176L50 175V177H48L46 175L44 176ZM72 173L75 174V175H73L74 177L70 176V175H72ZM87 173H88V176L85 177V175ZM137 173H139V176H138ZM214 173L216 174V176L214 175V177H213ZM257 173H259V174H257ZM24 174L26 175V177L29 174V177H27V179L24 178L25 177ZM76 174L79 176L78 179H81V181L85 177V179H86V180H84L85 183H86V181L92 182L91 180L96 178V177L93 178L94 175L98 176V178L100 177L101 179H98V181L96 179V181L92 182L93 184H90L88 182L87 185H89V187L87 189V185L86 184L82 185L84 182L83 183L81 182L82 184L77 182L78 179H77V175ZM119 174H121V176ZM146 174L147 175H153V176H149L150 177L149 178ZM155 174H157V175L160 174L159 175L160 177H159V179L157 181L159 184H157L156 181L153 182ZM217 174H219V178L218 179L216 178L217 181H215L216 180L215 177H218ZM10 175H12V176L10 177ZM53 175L57 176L58 179L56 177H54ZM163 175H165L166 177L164 176L165 177L164 178ZM206 175L208 177H206ZM51 176H53L52 178H54V179H52ZM105 176L106 177L109 176L111 178L110 180L117 181V183L115 181H113V183L115 182V184L117 186L114 185L112 183V181L109 182L110 181L109 177L105 178ZM126 176H128V177H126ZM135 176H137L138 182H140V183H138L136 181L137 178ZM256 176H257L258 179L256 178ZM262 176H263V178H262ZM8 177H10L12 179L14 178V180H15V181H13L14 183H12V181H11L12 179H9ZM17 177H19L18 178L19 180L17 179ZM31 177H32V180H29L30 181L29 182L28 179L31 178ZM45 177H47L48 179L45 178ZM90 177L92 179H90ZM114 177L115 178L118 177L117 179H119L120 181L118 182V180H116ZM228 177H230V178H228ZM65 178H67V179L64 181ZM102 178L106 179L105 180L106 181V187L109 190L108 193H110V194L107 193L109 195V197L110 196L111 197L115 196L114 198H111V197L109 198L108 196H106V197H108L111 200L113 199V202L111 200H109L108 198H107L108 199L107 200L106 197L104 198V196L106 195L105 191L107 189L105 191L101 190V189H105L106 188L105 187V183H104L105 181L103 182ZM122 178H124V179L122 180ZM128 178H129V180H125V179H128ZM180 178H183V180L182 179L179 180V182H181L182 185H181V183L179 184V182H178L179 185H177V181H178L177 179H180ZM212 178H214V179H212ZM46 179L48 180L47 182L45 181ZM62 179H63L64 182L62 181ZM199 179H200V181H199ZM223 179H225V180H223ZM260 179H262V181ZM8 180H10V182H6ZM23 180H24L25 183L26 182L29 183V185H27V183L25 184V186L26 185L28 186L27 189L24 186L25 189L28 191L29 194H31V195L34 194L35 196H31V195L27 196L28 194L26 195L27 191L24 190L23 186H22L23 188H21V185L24 184ZM40 180L42 182H40ZM107 180H108V182H107ZM131 180L133 181L134 184L130 183ZM258 180L261 181V184H259V185L256 184V183L260 182ZM31 181L34 182V184H31L32 183ZM60 181L62 182V184L60 183ZM68 181L70 182L69 184L67 183ZM123 181H125L126 183L128 182V183L125 184V182H123ZM163 181H164V183H163ZM195 181H197V182L194 183ZM250 181H252V183H250ZM4 182H6V183H4ZM16 182H17V184H16ZM38 182L42 183V184H39L40 187H42L41 185H43V186L45 185L44 187L41 188L42 189L41 190V194L45 198L42 197V195L38 193V190H39L38 189L39 186L37 187ZM45 182L46 183L49 182V183L46 184ZM96 182H100L101 184L99 183L97 185ZM122 182H123V184H122ZM189 182H190V184H189ZM220 182H221V184L218 185ZM8 183H10V184H8ZM43 183H45V184H43ZM71 183H73V185L79 183V185H76L75 186L76 188H75L73 185L70 186ZM108 183H110V185H107ZM129 183L133 184V185H130ZM135 183H136V185H135ZM229 183H231L232 186H230ZM248 183H250V185ZM1 184H3V185H1ZM12 184H14V185L12 186ZM15 184L16 185H18V184L20 185L21 184L20 186L18 185L20 188H18ZM35 184H37V185L35 186ZM58 184H59V186H55V185H58ZM65 184H67V185H65ZM95 184H96V186H95ZM118 184H120V186H118ZM138 184H139L140 188L139 187L135 188V190H134V187L131 188V186H137ZM156 184L158 185L159 189H158ZM183 184L185 185L184 186L185 189L184 188L181 189L183 187ZM81 185H82V188L85 187L87 190L90 189L89 192H91V193L89 194V192H88V193L85 194V191L81 190V188L79 187ZM112 185L116 186L117 188L116 187L113 188ZM121 185H124L125 187H127V186L129 187L130 186L131 189L129 188L128 192H126V191H124V189H127V188L124 187V188H122V190H123V192H122V190L120 188L123 187V186H121ZM175 185H177V186L175 187ZM210 185L212 186V188H211ZM154 186H155L156 189L154 188ZM193 186H195V188ZM227 186H229V188H226ZM54 187H55L56 190L53 189ZM71 187H73V188H71ZM95 187L97 188L96 192H98L99 190H101V191H99V193H97L96 195L93 196V194H95L94 191L96 190ZM109 187L111 189H109ZM187 187H189V188H187ZM196 187H199V188L201 187L200 188L201 191H199L198 190L199 188H196ZM11 188H13V189H11ZM17 188H18V191H17ZM43 188H45V189H43ZM46 188L47 189H52V190H50L51 192L53 191L51 194H53L55 196L51 197L52 195L50 194V191L47 190ZM186 188L188 189V192L190 194L188 192H186L187 191ZM192 188H193V190H192ZM208 188L210 190H207ZM215 188H218V189H215ZM21 189H23L25 196H24V194L23 195L21 194L22 196L17 194L16 196H18L19 198L18 197L15 198L16 192L17 193H19V192L23 193V191H21ZM86 189H84V190H86ZM114 189L115 190L119 189L118 193H120V194L117 193V195H116L115 194L116 191H115L114 195L112 196L111 194L113 193ZM150 189L151 190L153 189V190L149 191ZM202 189H203V191H202ZM5 190L6 191L9 190L10 192L8 191L5 194V192H6ZM15 190H16V192H15ZM45 190H47L46 193L49 191V193H47V194L52 199H50L49 197H46V196H48L47 194L44 195L45 194ZM74 190H76V191L74 192ZM120 190H121L123 195H121V192H119ZM178 190H179V192H178ZM35 191L37 192V195H36ZM80 191L84 192L85 197H81V195L83 196V193H81V195H77V193L80 194ZM211 191H213V193H211ZM223 191H224V193H223ZM257 191H259V192L257 193ZM129 192H131V194ZM218 192H220V194ZM251 192H252V194H251ZM253 192H254V194H253ZM243 193H244V195H243ZM13 194H14V197H13ZM75 194H76V196H79L78 198L75 197L77 199H74ZM101 194L102 195L104 194V195L102 196ZM149 194H151V196ZM184 194H186V196H184ZM191 194H193V195L191 196ZM4 195L5 196L7 195V198H5ZM9 195L11 197H8ZM70 195L72 197L71 200H73L74 203L72 204L70 202L71 204L70 203L69 204L71 206H73V207L68 209V207L70 205H68L67 203L66 204L63 203L65 206L66 205L68 206V207L66 206L67 209L65 208L66 209L65 211L68 212V213L65 214V211H64V213L61 216L60 213H61V211L63 212V210H64V207H62V205H61L62 202H63L62 200H65V199H68V198L70 199ZM87 195L88 196L92 195V196L90 198H86ZM120 195L123 198L128 196L125 199L126 200L130 199V201H126V203H125L124 202L125 199H120L121 198ZM146 195H148L147 198H146ZM221 195H222V198H221ZM97 196H98V198H100L99 200L97 199ZM189 196H191L190 199H188ZM205 196H206V198H205ZM232 196H233V199L231 198ZM235 196H237V197H235ZM25 197L26 198L27 197L28 198L33 197V199L31 198L29 200L28 198L26 199ZM94 197H96V199ZM117 197H120L119 198V203L117 202L118 201ZM226 197H228L227 200L224 199ZM12 198L14 199L15 203H18L17 205H15V204H14L15 206L13 205L14 201H13ZM24 198L27 201L23 200ZM36 198H38V200H37V202H35V204H37L38 202L40 203V201H42L44 199H46L44 201L45 203L52 202V203L55 204V202H53V200L56 201L55 198H57V202H56L55 206H53L52 203H50L51 206L50 205L46 206V204L44 202H41L40 204L38 203L37 204L38 206H37L35 204H32V203H34V201H36ZM48 198H49V201H47ZM186 198H187L189 203L185 202ZM86 199H87V201L90 200L91 203L87 202ZM105 199L107 201H110V203H108ZM115 199L117 201H115ZM194 199H195V201L197 200L196 202H198V204L194 201ZM220 199H221V203H220ZM222 199H224V200H222ZM58 200L61 201V202L59 203ZM83 200H84V202H83ZM67 201H69V200H67ZM67 201H64V202H67ZM96 202L97 203H101L102 205L99 204V206H101L105 211L103 209H101V207L99 208V206H98V204ZM205 202H206V205H208L207 207L205 205ZM238 202H240V203H238ZM201 203H203L205 206L204 205H200L199 206V204H201ZM213 203L215 204L214 206H213ZM258 203H259V205H258ZM22 204H23V206L24 205L27 206V208H29L30 206H34V205L35 206L26 210L25 206H24V208H25L24 209ZM124 204L126 206L123 207ZM176 204H179L178 205L179 208L176 206ZM221 205H223V206H221ZM48 206H49V208H47ZM93 206H94V208H93ZM96 206H98V208ZM231 206H233V207H231ZM234 206L237 207V208H235ZM262 206H263V208H261ZM15 207L16 208L18 207V210L15 209ZM13 208H14V210H13ZM19 208H22V210H19ZM33 208L34 209L37 208L38 212L35 213L37 210H33ZM58 208L61 209V210H59ZM167 208H168V210H167ZM224 208H225V210H224ZM256 208H259V209L256 210ZM42 209L45 210V213L43 211V214H42ZM71 209H73V210L71 211ZM89 209H90L91 213H88ZM174 209L177 210L179 213H177ZM226 209H228V210L226 211ZM237 209L240 210V211L238 212ZM243 209L245 211H243ZM23 210H24V212H23ZM29 210L32 213H29L30 212ZM52 210L55 211V213L56 212L58 213V210H59L60 213L53 214L54 212ZM169 210L170 211L173 210V212H170ZM208 210H209V212H208ZM223 210L225 212H222ZM14 211H17V212H14ZM18 211L22 212V214H20V213H19V215L16 214L17 215L16 217L13 216V215H15V213H18ZM33 211H35V212H33ZM40 211H41V213H40ZM186 211H188V213L191 214V215H188V213ZM241 211H243V212H241ZM250 211L252 213H250ZM255 211H256V213L258 211L257 215H255L256 214V213H254ZM12 212H14V213H12ZM124 212L126 213L125 215H124ZM174 212H176L178 215L176 213L173 214ZM221 212H222V214H221ZM87 213L90 216H87L86 215ZM157 213H159V214L158 215H154V214H157ZM229 213H230V215H226V214H229ZM32 214H33V216H32ZM170 214L171 215L173 214L172 215L173 217L171 219H170V217H167ZM218 214H220V215H218ZM57 215H58V217H57ZM175 215L179 216L180 218L179 217L178 218L174 217ZM235 215H239V216H235ZM25 216L28 217V218L30 216L31 220H28V218H26ZM60 216H61V218H60ZM105 216H107V217L105 218ZM151 216H153V219H152ZM154 216H157V218H155ZM191 216H193V218ZM203 216H204V218H203ZM209 216L210 217L212 216V218L208 219ZM230 216H232V217H230ZM251 216H254V217H251ZM17 217H19V220L17 219ZM46 217H47V219H46ZM86 217H89L90 221H88V218H86ZM229 217L231 219H228ZM250 217L253 218L254 220L251 219ZM9 218H11V219L13 218V219L11 220ZM41 218L44 219V220H47V221L51 220V222L42 221ZM140 218H142V220H140ZM247 218H248V220H246ZM103 219H104V221H103V223H101ZM115 219L116 220L118 219L119 222L116 221ZM143 219H145V221H143ZM151 219H152V221L148 222V224L145 223V222H147V221H149ZM204 219H206L207 222H205L206 220H204ZM262 219H263V221H262ZM23 220L27 222V223L25 222L27 225L29 224L28 228L26 227L27 225L24 223ZM75 220L76 221L80 220L81 222L83 221V223H81V222H80L81 224L79 222L77 223ZM187 220L191 221L193 225L189 224ZM227 220H229V221H227ZM233 220H234L235 223L231 224V222ZM250 220H252V221H250ZM9 221H10V223H9ZM17 221H19L20 224ZM97 221H98V223H97ZM166 221L169 223V224L167 223L168 225L166 224ZM200 221H202V222H200ZM243 221L245 223H243ZM22 222L24 224H21ZM74 222H76L77 224H80L78 227H75V229H74V226H75L76 223L74 224ZM104 222H105V225H104ZM261 222H263V223H261ZM34 223L37 224V225H35ZM91 223H92V225H91ZM94 223L95 224L101 223V224H103L104 227H102V225H100V224L96 225L94 227ZM143 223L146 224V225H144ZM150 223H151V225H150ZM246 223H247V226H246ZM30 224H32V225L34 224L33 225L34 230L33 229L30 230L31 232L28 230V229H30L32 227V225H30ZM69 224L72 225V226H70ZM157 224H159V225H157ZM11 225H13V226H11ZM22 225H24L25 227L24 226L22 227ZM142 225L145 227V228L143 227L144 229L142 228ZM147 225H149L150 227H148L146 229ZM216 225H217V227H216ZM36 226H38V227L36 228ZM64 226L66 227V229H65ZM89 226L91 227V229L87 228ZM106 226H107V229H106ZM120 226H121V228H120L119 233H118V228ZM219 226H221V227H219ZM134 227L136 228V232L133 230ZM6 228H8V229H6ZM50 228L51 229L54 228V230H51ZM108 228H110V229H108ZM24 229H26V230H24ZM100 229H104L105 231L106 230L107 231L105 232L104 230H100ZM137 229H139V231ZM142 229H143V231H142ZM220 229L222 230V233H220L221 232ZM23 230L25 231V233H24ZM131 230H133V231H131ZM218 230H219L220 234H218ZM255 230H256V232H254ZM262 230H263V232H262ZM1 231L3 232V235L1 233ZM102 231H104V232H102ZM204 231H206V232H204ZM26 232H28V233H26ZM66 232H69V233H66ZM137 232H138V234H137ZM162 232H163V234H161ZM165 232H167V233H165ZM207 232L209 233V235H207L208 234ZM215 232H217V233H215ZM16 233H17V235H16ZM164 233L166 235H164ZM223 233H225L224 237L222 236ZM229 233H231V234H229ZM238 233H241V235L238 234ZM249 233H251V234H249ZM21 234H22V236H21ZM64 234L66 236H67V234L69 235L67 240H65L66 236ZM115 234H116V236H115ZM125 234H127V235H125ZM202 234H204V235H202ZM233 234H235V235H233ZM52 235L53 236L56 235V239L53 238ZM196 235H197V237H196ZM50 236H51V238H53L52 240H51ZM62 236L64 238H62ZM260 236H261V238H260ZM24 237H26V238H24ZM134 237H136V238L133 239ZM165 237H167V238H165ZM258 237L260 238V240H259ZM158 238H160V239H158ZM198 238L200 240L203 238V243L200 242V240ZM209 238H210V240H209ZM229 238H231V239H229ZM73 239H75L76 241H74ZM125 239H128V240H125ZM167 239H168L167 243L163 245V242H166L165 240H167ZM191 239H193V241H191ZM242 239H244V240H242ZM121 240L124 241V242H122ZM136 240H138V241L136 242ZM238 240H239L240 244H238L239 243ZM60 241H63V243L60 244L59 243ZM91 241H92V243H90ZM204 241H206V242H204ZM245 241H247V242H245ZM54 242H56V243H54ZM72 242H73L74 245H72ZM112 242L115 243L116 246H115V244L113 245ZM194 242H195V244H194ZM85 243H86V245H85ZM88 243H90V244L88 245ZM199 243H201V245ZM208 244H209V246H207L208 248H206V245H208ZM46 245H47V248H46ZM117 245H119V246H117ZM245 246H246V248H245ZM262 246H263V248H262ZM87 247H89L88 251L86 250ZM238 247H240V248H238ZM43 248L44 249L46 248V250L44 251ZM71 249H73V250H71ZM213 249H214V251H213ZM224 249H225L226 252L224 251ZM69 250H71L72 253ZM110 250H112V252ZM116 250L118 252H116ZM234 250L237 252V254L233 253V252H235ZM204 251H206V252H204ZM83 252H84V254H83ZM178 252H180V253H178ZM68 253L69 254L71 253V256L73 258H70ZM175 253L176 254H180L179 257ZM252 253H254V255H252ZM173 254H175V255H173ZM4 255H5V257H4ZM8 255H10V256H8ZM256 255L258 257H255ZM82 256H83V258H82ZM111 256L114 257V258L111 259ZM80 257H81V259H80ZM175 257L178 260L177 263H176ZM251 257H255L257 259L254 258L253 260H250V259H252ZM109 258L111 259V262L107 261V259H109ZM1 259L3 260V262L1 261ZM82 259L84 260V262L82 261ZM68 261H70V262H68Z\"/></svg>",
  "mask_w": 264,
  "mask_h": 264
},
{
  "label": "bare ground",
  "instance_id": "obj_2",
  "mask_svg": "<svg viewBox=\"0 0 264 264\" xmlns=\"http://www.w3.org/2000/svg\"><path fill=\"white\" fill-rule=\"evenodd\" d=\"M1 1H2V0H1ZM13 1H14V0H13ZM13 1H12V2H13ZM23 1H24V0H23ZM33 1H35V0H33ZM147 1H148V2H147ZM207 1H208V0H139V1H137V0H131V2H130V7H131V9H129V6H128L129 11H128V12H125V14H122V15L119 14L120 16L123 17V19H122V17L118 16L119 19H118L117 21H118L119 23H122V24H126V23H128V22H129V23H130V22H133V21H131V19H130V18H131V17H130L131 12H132V11H135V12L141 13V12L147 11V10L149 9V8L147 7V5H149V7H151V6L153 7V6H154V18H152L151 22H153L154 25H156L158 28H159V26H160V29H159V30H161L162 27H163L165 24H167L170 28L174 29V26H175V24H176L177 22H175V19H176V18L172 17V15H171L172 13H174L176 16H183V15L185 16V12H186L188 16H186L185 19H188V20H190V21H193V20H195V19L198 18V16H197V12H198V11H201L200 16L207 12V10H208V8H207ZM209 1H210L209 6H211L212 9H213V11H214V14H213L214 17H217V18H220V19L223 18V17H225V16H227V17H233V16L238 15V14H245V15H247L249 18H251V20L253 21V20L256 18V16H257L258 13L261 14L262 11H264V5H263V4H264V0H247V3H245V4L242 3L244 0H209ZM10 2H11V1H10ZM10 2H9V3H10ZM28 2H29V0H28ZM28 2H27V3H28ZM9 3H8V4H9ZM64 3H66V2H64ZM93 3H94V1H93ZM22 4H23V3H22ZM66 4H67V3H66ZM68 4L70 5V2H69ZM203 4H205V7H202ZM1 5H2V4H1ZM5 5H6V4L3 5L4 8H5ZM25 5H26V4H25ZM72 5H73V4H72ZM45 6H46V5H45ZM61 6H62V5H61ZM79 6H81V5L79 4ZM23 7H24V5H23ZM42 7H43V6H42ZM62 7H64V6H62ZM98 7H99V6H97V8H98ZM107 7H108V6H107ZM10 8H12V6H10ZM59 8H61V7H59ZM59 8H57V9H59ZM7 9H8V8H7ZM28 9L30 10V8H28ZM28 9H25V12H26ZM64 9H66V8H64ZM67 9H68V8H67ZM8 10H9V9H8ZM8 10H4V11H6L5 13L8 12V15L6 14L5 16H8V17H9V16H10V15H9V14H10V13H9L10 11H8ZM10 10H11V9H10ZM22 10H24V9L22 8ZM33 10H35V9H33ZM39 10H40V9H39ZM37 11H38V10H37ZM40 11H41V10H40ZM40 11H38V12H39V13L44 12V9H43V11H41V12H40ZM46 11H48L47 8H46ZM64 11H65V10H64ZM64 11H63V10L61 11L62 14H63ZM106 11H107L109 14H111V11H110L109 9H106ZM38 12H37V13H38ZM57 12H58V11H57ZM61 12H60V13H61ZM103 12H104V10H103ZM159 12H164L165 14L168 15V17H167L165 20L160 21V20L158 19V18H160V17L157 16ZM169 12H170V13H169ZM2 13H3V12H2ZM2 13H1V14H2ZM11 13H13V12H11ZM34 13H36V11H35ZM24 14H25V13H24ZM46 14H47V13L45 12V15H46ZM53 14H54V12H53ZM53 14H52V15H53ZM162 14H163V13H162ZM34 15H35V14H34ZM39 15H40V14H38L37 16L39 17ZM52 15H50V16H51V17H54V16H52ZM142 15L144 16V14H142ZM163 15H164V14H163ZM1 16H2V15H1ZM26 16H28V14H27ZM26 16H25V17H26ZM31 16H33V14L30 15V17H31ZM50 16H49V14H48V17H49V18H48V17H47V18H48L49 20L51 19ZM61 16H62V15H61ZM61 16H60V17H61ZM160 16H162V15H160ZM8 17H5V18H8ZM33 17L35 18V16H33ZM60 17H59V18H60ZM64 17H65V16H64ZM74 17H75V14H74ZM74 17L71 18V19L73 20ZM78 17H79V16H78ZM111 17L114 18V17H117V16H115V15H114V16H111V15H110V20H111ZM5 18H4V20H5ZM45 18H46V17H45ZM76 18H77V17H76ZM76 18L74 19V21L76 20ZM0 19H1V18H0ZM30 19H31V18H30ZM62 19H63V17H62ZM115 19H116V18H115ZM185 19H184V20H185ZM27 20H28V19H27ZM27 20H26V21H27ZM43 20H44V18H43ZM49 20H48V21H49ZM67 20H68V18H67ZM138 20H139V19H138ZM26 21H25V22H26ZM28 21H29V20H28ZM74 21H73V22H74ZM141 21H142V20H141ZM263 21H264V20H263ZM263 21H262V22H263ZM0 22H1V20H0ZM21 22H23V21H21ZM21 22H18V23L20 24ZM46 22H47V20H46ZM65 22H66V21H65ZM69 22H70V19H69ZM75 22H77V20H76ZM86 22H87V21H86ZM86 22H85V23H86ZM104 22H105V21H104ZM134 22H135V20H134ZM23 23H24V22H23ZM43 23H45V22L43 21ZM77 23H79V22H77ZM77 23H75V24H77ZM135 23H136V22H135ZM137 23H139V22H137ZM263 23H264V22H263ZM37 24L39 25V23H37ZM40 24H41V23H40ZM53 24H56V23L53 22ZM73 24H74V23H73ZM75 24H74V25H75ZM14 25H15V23H14ZM14 25H13V26H14ZM23 25H24V24H23ZM25 25H26V23H25ZM38 25H37V27H39ZM45 25H47V24H43L42 28H43V27L45 28V27H46ZM65 25H66V23H65ZM65 25H64V27H66ZM92 25H93V24H92ZM103 25H104V24H103ZM129 25H130V24H129ZM138 25H139V24H138ZM16 26H17V22H16ZM47 26H48V25H47ZM56 26H57V27H56ZM56 26H55L56 28L59 27L58 25H56ZM76 26H77V25H76ZM79 26H82V24L79 25ZM10 27H12V26H10ZM10 27H9V28H10ZM20 27H21V25H20ZM61 27H63V25H61ZM61 27H60V28H61ZM69 27H70V25H69ZM85 27H86V26H85ZM123 27H124V26H123ZM145 27H146V25H145ZM1 28H2V27H1ZM23 28H24V27H23ZM56 28H55V30H56ZM60 28H59L60 31H61L62 29H65V28H62V29H60ZM73 28H74V27H73ZM76 28H78V26H77ZM86 28H87V27H86ZM12 29H13V31H14V28H12ZM16 29H18V28L16 27ZM40 29H41V26H40ZM53 29H54V28H53ZM53 29L50 28V31H47V33L49 32L50 34L48 33V35H52L51 33L54 32V36L57 37V34H58L60 31L57 32V31H58V29H57V31H56L57 33H55V30H53ZM70 29H72V28H70ZM124 29H125V27H124ZM134 29H135V27H134ZM134 29H133V30H134ZM140 29H141V28H140ZM140 29H139V30H140ZM245 29H246V28H245ZM5 30H6V29H5ZM10 30H11V29H10ZM44 30H45V29H44ZM66 30H67V29H66ZM75 30H76V29H75ZM80 30H81V29H80ZM121 30H122V29H121ZM135 30H136V29H135ZM141 30H142V29H141ZM141 30H140V32H141ZM150 30H151V27H150ZM22 31H23V30H22ZM31 31H33V26H31V27L29 28V32H31ZM69 31H70V30H69ZM69 31H68V32H69ZM78 31H79V30H78ZM78 31H77V33H78L77 36H79V32H78ZM137 31H138V28H137ZM153 31H154V30H153ZM161 31H164V30H161ZM7 32L9 33V29H8ZM11 32H12V30H11ZM11 32H10V34H11ZM16 32H17V31H16ZM16 32H14V33H16ZM18 32H19V31H18ZM33 32H34V31H33ZM43 32H44V31H43ZM43 32H42V34H43ZM63 32H64V30H63ZM63 32H61V33H63ZM68 32H67V33L65 32V35H63V36H66V34L68 35ZM72 32H73V31H72ZM74 32H75V31H74ZM81 32H82V31H81ZM140 32H139V33H140ZM154 32H155V31H154ZM2 33H4V32H2ZM35 33L37 34V32H35ZM47 33H45V34H47ZM69 33H70V32H69ZM86 33H88V32H86ZM135 33H136V31H135ZM25 34H26V33H25ZM25 34H24V35H25ZM55 34H56V35H55ZM70 34H71V33H70ZM70 34H69V35H70ZM145 34H146V32H145ZM150 34H151V33H150ZM170 34H171V32H170ZM31 35H32V36H31L32 38L28 37V39L30 38L29 40L32 39L33 41H35L34 43H39V42H37L36 40L33 39V37H34V38H37V37L34 36L33 33H32ZM71 35H72V34H71ZM74 35H75V33H74ZM114 35H115V34H114ZM1 36L4 37L3 34H2ZM16 36H17V35H15L14 37L17 38ZM41 36H42V35H41ZM43 36H45V35L43 34ZM43 36H42V37H43ZM52 36H53V35H52ZM54 36H53V37H54ZM61 36H62V35H60V37H61ZM63 36H62V37H63ZM80 36H81V35H80ZM82 36H85V34H83ZM90 36H91V34H90ZM150 36H151V35H150ZM12 37H13V36H12ZM12 37H11V38L9 37V38H10V40L12 39V41H13L15 38H12ZM62 37H61V40L64 39V42H65V40H66V41H67V40H71V41L68 42L67 44L70 43V45H72L71 43L73 42V41H72L73 38L66 39V38H62ZM66 37H67V36H66ZM75 37H76V35H75ZM106 37H108V35H107ZM151 37H152V36H151ZM43 38H44V37H43ZM50 38H51V37H50ZM67 38H69V37H67ZM78 38H79V37H78ZM78 38H77V39H78ZM81 38H82V37H81ZM84 38H85V40H86V37H84ZM88 38H89V37H88ZM91 38L94 39L95 37L92 35ZM104 38H105V37H104ZM17 39H18V38H17ZM37 39H39L38 41L43 40V39L40 38V37H38ZM47 39H48V38H47ZM47 39H46V40H47ZM89 39H90V38H89ZM89 39H88V42H89ZM148 39H149V37H148ZM243 39H244V38H243ZM10 40L7 39V41H9V43H11ZM29 40H26V43L29 44V43L31 42V41H29ZM48 40L51 41V39H48ZM57 40H58V39H57ZM59 40H60V39H59ZM59 40H58V41H59ZM119 40H120V39H119ZM1 41H3V40H0V42H1ZM27 41H28V42H27ZM43 41H44V40H43ZM62 41H63V40H62ZM102 41H103V40H102ZM102 41H100V42H102ZM111 41H112V40H111ZM114 41H115V40H114ZM135 41H138V39L135 40ZM51 42H52V41H51ZM51 42H50V43H51ZM64 42H62V43H64ZM80 42H81V41H80ZM86 42H87V41H86ZM118 42H119V41H118ZM148 42H149V41H148ZM2 43H3V42H2ZM2 43H0V44H2ZM9 43H8V44H9ZM12 43H13V42H12ZM34 43H33V44H34ZM65 43H66V42H65ZM65 43H64V44H65ZM120 43H121V41H120ZM8 44L6 45L5 42H4V44H3V45H4V48H5L4 51H5V50H7V51L9 50V46H8ZM14 44H15V43H14ZM24 44H25V43H23L22 45L20 44V46H23ZM45 44H46V43H45ZM64 44H63V46L60 45L59 48L62 47L63 49H65V48H64ZM98 44H99V41H98ZM107 44H108V43H107ZM121 44H122V43H121ZM135 44H136V42H135ZM10 45H11V44H10ZM25 45H26V44H25ZM30 45H31V44H30ZM42 45H43V44L41 43V46H42ZM46 45H47V44H46ZM53 45H54V44H53ZM70 45H69V46H70ZM76 45L78 46V45H79V42H78L77 44H75V47H77ZM86 45H87V44H86ZM86 45H84L85 48H87ZM147 45H148V44H147ZM6 46H8V47H7L8 49L6 48ZM17 46H18V44H17ZM17 46H16V47H17ZM28 46H29V45H28ZM47 46H48V45H47ZM50 46H51V48H52V45H49V47H50ZM72 46H74V44H73ZM87 46H90V44L87 45ZM96 46H97V45H96ZM99 46H100V45H99ZM1 47H2V46H1ZM25 47H27V46H25ZM39 47H40V46L38 45V47L36 46L35 49H37V48L39 49ZM75 47H74V48H75ZM139 47H140V46H139ZM11 48L14 49L13 46L10 47V49H11ZM18 48H19V46H18ZM20 48H21V47H20ZM20 48H19V49H20ZM23 48H24V47H22V49H23ZM27 48H28V47H27ZM33 48H34V47H33ZM40 48H41V47H40ZM42 48H43V47H42ZM57 48H58V47H57ZM92 48H93V47H92ZM92 48H91V49H92ZM96 48L98 49V47H96ZM151 48H152V47H151ZM15 49H16V48H15ZM15 49H14V50H15ZM44 49L46 50V49H48V47H47V48H44ZM55 49H56V48H55ZM55 49H54V51H55ZM63 49H62V52H61V53H63ZM83 49H84V48L82 47L78 52H80L81 50H82V52H83ZM93 49H94V48H93ZM93 49H92V51H93ZM97 49H96V50H97ZM1 50H2V48H1ZM1 50H0V51H1ZM16 50H17V49H16ZM23 50H25V48H24ZM59 50H60V49H59ZM69 50L71 51V49H69ZM85 50H86V49H85ZM2 51H3V50H2ZM7 51H5V52H7ZM10 51H11V53H12V50H10ZM42 51H43V50H42ZM42 51H41V54H42ZM54 51H53V53H54ZM73 51H75V50L73 49ZM94 51H95V50H94ZM138 51H139V50H137V52H138ZM161 51H162V50H161ZM20 52H21V51H19V54H20ZM36 52H38V51H36ZM45 52H46V51H45ZM48 52H49V51H48ZM51 52H52V51H51ZM51 52H50V53H51ZM65 52H66V51H65ZM71 52H72V51H71ZM95 52H96V51H95ZM109 52H110V51H109ZM143 52H144V51H143ZM143 52H142V53H143ZM27 53H28V52H27ZM39 53H40V50H39ZM39 53H37V54H39ZM66 53H68V51H67ZM138 53H139V52H138ZM0 54H1V53H0ZM5 54H6V53H5ZM9 54H10V53H9V51H8V53H7L6 55L8 56ZM13 54L16 55V53H14V52L12 53V55H13ZM24 54H26V53H24ZM32 54H35V53L33 52ZM32 54H30V55H32ZM37 54H36L35 56H37ZM57 54H58V52H57ZM57 54H56V55H57ZM77 54H78V53H77ZM89 54H90V53H89ZM107 54H108V53H107ZM144 54H146V53H144ZM144 54H143V55H144ZM12 55H9V58H10V56H11V58H12ZM26 55H27V54H26ZM28 55H29V54H28ZM44 55H45V56H44ZM44 55L42 56L43 58L46 57V53H45ZM75 55H76V53H75ZM84 55H85V53H84ZM92 55H93V52H92ZM108 55H109V54H108ZM7 56L4 55V56H2V57H4L3 59H5V57H7ZM35 56H34V58H35ZM58 56H59V54H58ZM87 56H88V55H87ZM93 56H94V55H93ZM97 56H98V55H97ZM15 57H16V56H15ZM42 57H41V58H42ZM52 57L54 58L53 55H52ZM71 57H72V55H71ZM74 57L77 58L78 55L74 56V54H73V59H74ZM98 57H100V56H98ZM169 57H170V56H169ZM11 58H10V59H11ZM13 58H14V57H13ZM19 58H22V60L25 59L24 57H19ZM32 58H33V57H32ZM32 58H31V59H32ZM47 58H48V59H47ZM49 58H50V57H46V58H45V59H46L45 61H49V62H50L51 60H49ZM62 58H63V57H62ZM83 58H84V57H83ZM87 58H88V57H87ZM89 58H90V57H89ZM91 58H92V57H91ZM101 58H102V57H101ZM110 58H111V57H110ZM113 58H114V57H113ZM117 58H118V57H117ZM117 58H114V59L116 60ZM130 58H131V57H130ZM133 58H134V57H133ZM31 59H30L29 63H32L33 60H34V59H32V62H31ZM35 59H36V58H35ZM55 59H56V58H55ZM55 59H54V60H55ZM58 59H59V57H58ZM63 59H65V58H63ZM63 59L61 60V62H62V61H63V63L68 62V61H66V60H65L66 62H64ZM78 59H79V60H78L79 63L82 62V61L80 60V58H78ZM114 59H113V60H114ZM124 59H125V57H124ZM147 59H149V58H147ZM147 59H145V60H147ZM19 60H20V59H19ZM22 60H20V62H21ZM39 60H41V59L39 58ZM84 60H85V58H84ZM115 60H114V61H115ZM10 61H11V60H10ZM16 61H17V60L15 59V62H16ZM34 61H35V60H34ZM73 61L75 62L76 60H75V59L72 60V64H73ZM87 61H88V60H87ZM87 61L84 62V63L87 64ZM92 61H93V60H92ZM192 61H193V60H192ZM1 62H2V61H0V63H1ZM38 62H39V61H38ZM49 62H47V63L50 64ZM55 62H57V61H55ZM55 62L52 63V64L54 65ZM69 62H70V61H69ZM88 62H89V61H88ZM10 63H11V62H10ZM21 63H22V62H21ZM21 63H20V65H21ZM39 63H40V62H39ZM39 63H38V64H39ZM63 63H62V65L64 66L65 64H63ZM77 63H78V62L76 61V64H77ZM84 63H83V66H84ZM95 63H96V62H95ZM118 63H119V62H118ZM166 63H168V62H166ZM188 63H189V62H188ZM1 64H4V63H1ZM8 64H9V63H8ZM23 64H24V63H23ZM33 64L35 65L36 63L33 62L32 65H33ZM52 64H51V65H52ZM56 64H59V63H56ZM66 64H68V63H66ZM93 64H94V63H93ZM107 64H108V63H107ZM157 64H158V63H157ZM209 64H210V63H209ZM16 65H18V63H16ZM16 65H15V66H16ZM20 65H19V66H20ZM32 65H29V66H31V68H32ZM42 65H44V64H42ZM62 65H61V66H62ZM97 65H98V64H96V66H97ZM128 65H129V64H128ZM167 65H168V64H167ZM2 66H3V65H2ZM5 66H8L7 63H5ZM19 66H17V68H18ZM22 66H23V65H21V67H22ZM27 66H28V65H27ZM63 66H62V67H63ZM68 66L72 67L73 65H72V66H71V65H68ZM75 66H76V65H74V67H75ZM80 66H82V65L80 64V65H78V66H76V67L79 68ZM100 66H101V65H100ZM103 66H104V65H103ZM164 66H165V65H164ZM218 66H219V65H218ZM260 66H261V65H260ZM10 67H11V66H10ZM21 67H19V68H21ZM38 67H39V66H38ZM50 67H51V66H50ZM54 67H55V65H54ZM65 67L67 68V65H65ZM70 67H69V68H70ZM148 67H150V66H148ZM162 67H163V66H162ZM4 68H5V67H3V69H1V68H0V69L4 71ZM17 68H15V70H14L15 73H16L17 70H18ZM31 68H30V69H31ZM39 68H40V67H39ZM41 68H42L43 70L46 69V71H47L48 66H47V68L44 67L45 69H44L43 67H41ZM41 68L39 69V71L41 70ZM52 68H53V67H52ZM69 68H68V69H69ZM72 68H73V67H72ZM78 68H77V69H78ZM87 68H88V67H87ZM94 68H96V67H94ZM99 68H100V67H99ZM174 68H175V67H174ZM187 68H188V67H187ZM5 69H6V68H5ZM13 69H14V65H13ZM13 69H12V70H13ZM16 69H17V70H16ZM48 69H51V68H48ZM80 69H81V68H80ZM106 69H107V68H106ZM163 69H165V67H163ZM10 70H11V69H10ZM24 70H26V68H24ZM62 70H63V69H62ZM64 70L67 71L66 69H64ZM74 70H75V69H74ZM83 70H84V69H83ZM153 70H154V69H153ZM157 70H158V69H157ZM161 70H162V69H161ZM171 70H173V69H171ZM185 70H186V68H185ZM185 70L183 69L184 73H186ZM5 71H6V70H5ZM5 71H4V72H5ZM65 71H63V72H65ZM80 71H81V70H80ZM85 71H87V70H85ZM92 71H93V70H92ZM92 71H91V72H92ZM113 71H115V70H113ZM135 71H136V70H135ZM137 71H138V70H137ZM150 71L152 72V70H150ZM183 71H182V72H183ZM189 71H190V70H189ZM189 71H188V72H189ZM198 71H199V70H198ZM12 72H13V71H12ZM20 72H21V71H20ZM88 72H89V71H88ZM91 72L89 73L90 75H91ZM105 72H106V71H105ZM130 72H131V69H130ZM130 72H129V73H130ZM148 72H149V71H148ZM175 72H177V71H175ZM175 72H174V73H175ZM199 72H201V71H199ZM241 72H242V71H241ZM2 73H3V72H2ZM10 73H11V72H10ZM15 73H13V74H15ZM44 73H45V72H44ZM68 73H69V72H68ZM68 73H66V75H67ZM73 73H74V71H73ZM73 73H72V74H73ZM76 73H78V72H76ZM93 73H95V72H92V74H93ZM98 73H99V72H98ZM111 73H112V72H111ZM131 73H132V72H131ZM131 73H130V74H131ZM149 73H150V72H149ZM237 73H238V72H237ZM5 74H9V73H6V72H5ZM13 74H12V76H13ZM26 74H27V73H26ZM29 74H31V73H29ZM45 74H47V72H46ZM59 74H60V75H59V76H56V77H59V78H60V76H62L61 73H59ZM70 74H71V71H70ZM80 74H81V75L83 74V76H85V75H84V71H83V72L81 71ZM85 74H87V72H86ZM113 74L115 75V73H112V75H113ZM171 74H172V73H171ZM171 74H169V73H167V72H164V71H163V72H162V71L159 72V75H158V77H157V78H158V81L155 82V83H157V85H160V86L165 85V83H167V82L170 80V75H171ZM186 74H187V73H186ZM201 74H202V73H201ZM235 74H236V72H235ZM15 75H17V73H16ZM27 75H28V74H27ZM63 75H65V74H63ZM75 75H77V74L72 75V77H70V78H68L69 76H67L68 80H70L71 78H76L77 76H76V77H73V76H75ZM90 75H88V77H90ZM145 75H146V74H145ZM152 75H153V74H152ZM174 75H176V73H175ZM174 75H173V76H174ZM196 75H198V74H196ZM3 76H4V75H3ZM17 76H19V74H18ZM45 76H46V75H45ZM45 76H43L44 78H42V80H43V79H51V77H50V78H49V77H46V78H45ZM83 76H82V77H83ZM97 76H99V75H97ZM106 76H107V73H106ZM147 76H148V74H147ZM179 76H180V75H179ZM182 76H184V75H182ZM14 77H15V76H14ZM86 77H87V75H86ZM150 77H151V76H150V74H149V78H150ZM186 77H187V76H186ZM215 77H216V76H215ZM1 78H3V77L0 76V79H1ZM7 78H8V77H7ZM7 78H6V79H7ZM11 78H13V77H11ZM78 78H80L79 75H78ZM84 78H85V77H84ZM93 78H95L94 75H93ZM97 78H98V77H97ZM97 78H95V80H97ZM103 78H106V77H103ZM134 78H135V77H134ZM136 78H137V77H136ZM136 78H135V79H136ZM175 78H176V77H175ZM182 78H183V77H182ZM195 78H196V77H195ZM188 79H189V78H188ZM3 80H5V79H3ZM13 80H14V81H13ZM15 80H16V81H15ZM53 80H54V79H53ZM57 80H58V79H57ZM68 80H67V81H68ZM75 80H77V78H76ZM78 80H81V79H78ZM86 80L88 81V78H86ZM89 80H90V78H89ZM93 80H94V79H93ZM133 80H134V79H133ZM138 80H139V79H138ZM172 80H173V79H172ZM17 81H18L17 78H16V79L13 78V79H12V82L9 81V84L14 83V82H17ZM38 81H39V80H38ZM43 81H47V80H43ZM55 81H56V80H55ZM55 81H54V82H55ZM59 81H60V80H59ZM101 81H102V80H101ZM105 81H106V80H105ZM177 81H178V80H177ZM209 81H210V80H209ZM215 81H216V80H215ZM7 82H8V81H7ZM41 82H42V81H41ZM47 82H48V81H47ZM52 82H53V81H52ZM57 82H58V81H56V83H57ZM77 82H78V81H77ZM95 82H96V81H95ZM95 82H94V84H92V85H91L92 82L90 83V85L92 86L93 89L95 88V87H94V86H95ZM189 82H190V81H189ZM39 83H40V81H39ZM56 83H55V87H57V88H58V86L63 85V83H62L61 85H59V83H57L58 86H56ZM66 83H67V82H66ZM72 83H73V80H71L70 83H69V81H68L67 84H68V86H69V85H71ZM81 83H85V85H86L87 82H85V81L83 80V78H82V82H81ZM103 83H104V82H103ZM103 83H102V85H103ZM144 83H145V81H144ZM181 83H182V82H181ZM231 83H233V82H231ZM26 84H28V83H26ZM32 84H34V83H32ZM40 84H41V83H40ZM46 84H47V83H46ZM64 84H65V83H64ZM67 84H66V85H67ZM73 84H74V88H75V86H77V85H76L77 83L75 84V82H74ZM79 84H80V83H79ZM79 84H78V85H79ZM106 84H107V83H106ZM149 84H150V83H149ZM211 84H212V83H211ZM218 84H219V83H218ZM220 84H221V83H220ZM229 84H230V83H229ZM1 85H2V84H1ZM5 85H6V84H5ZM22 85H23V84H22ZM30 85H31V84H30ZM30 85H28V86H30ZM44 85H45V84H44ZM85 85H84V86H85ZM93 85H94V86H93ZM104 85H105V83H104ZM113 85H114V88H116V81H115V83H114ZM138 85H139V84H138ZM152 85H154V84H152ZM152 85H151V86H152ZM157 85H156V86H157ZM222 85H224V84H222ZM232 85H233V84H232ZM253 85H254V84H253ZM8 86H10V85H8ZM25 86H26V85H25ZM36 86H38L37 83H36ZM49 86H50V85H49ZM49 86H47V87H49ZM52 86H53V84H52ZM63 86H64V85H63ZM63 86H61V87H63ZM71 86H73V85H71ZM86 86H87V85H86ZM105 86H106V85H105ZM130 86H132V85H130ZM151 86H147V87H148V88H147L148 91H147V89H146L144 92H146V91H147V92H150V91H149V87H151ZM154 86H155V85H154ZM156 86H155V88H156ZM214 86H215V85H214ZM247 86H248V84H247ZM6 87H7V85H6ZM30 87H32V86H30ZM50 87H51V86H50ZM64 87H67V86H64ZM117 87H118V85H117ZM195 87L197 88L198 86H195ZM223 87H224V86H223ZM0 88H1V87H0ZM27 88H28V87H27ZM39 88H40V87H39ZM67 88H68V87H67ZM70 88H71V87H70ZM74 88H73V89H74ZM83 88H84V87H83ZM86 88H88V87H85V89H86ZM102 88H103V87H102ZM123 88H124V87H123ZM128 88H129V87H128ZM128 88H126V89L129 90ZM130 88H132V87H130ZM133 88H134V87H133ZM166 88H167V87H166ZM169 88H170V86H169ZM185 88H186V87H184V89H185ZM200 88H201V87L197 88V90L199 89V90H198V93L203 91V90L200 91ZM210 88H211V87H210ZM212 88H213V87H212ZM221 88H222V87H220L219 89H221ZM246 88H247V87H246ZM34 89H35V88H34ZM42 89H43V88H42ZM42 89H41V92L43 91ZM50 89H53V88L51 87ZM50 89H49V90H50ZM64 89H65V88H64ZM73 89H72V91H73ZM93 89H92V91H93ZM96 89H97V87H96ZM99 89H100V88H99ZM174 89H175V88H173V90H174ZM180 89H181V88H180ZM180 89H179V91H180L179 93H182ZM186 89H187V88H186ZM192 89H193V88H192ZM192 89H191V90H192ZM256 89H259V87H257ZM11 90H12V89H10V91H11ZM20 90H21V89H20ZM26 90L28 91V89H26ZM31 90H32V88H31ZM39 90H40V89H39ZM49 90L47 89V91H49ZM66 90H67V89H66ZM79 90H80V91H79ZM79 90H78V91H79L80 93L83 92L82 87L79 88ZM103 90H104V92L106 91L104 88H103ZM121 90H122V89H120V91H121ZM134 90H135V88H134ZM134 90H133V91H134ZM150 90H151V89H150ZM157 90H158V89H157ZM157 90H156V93L158 94V91H157ZM161 90H162V89H161ZM161 90H160V91H161ZM165 90H166V89H165ZM189 90H190V89H189ZM195 90H196V89H195ZM211 90H213V89H211ZM5 91H6V93L8 92L6 89H5ZM23 91H24V90H23ZM47 91H46V92H47ZM50 91H51V93H49V95L52 94V91H53V90H50ZM63 91H64V90H63ZM86 91H87V90H84V92H86ZM89 91L91 92V90H89ZM111 91H113V88H112ZM130 91H131V90H130ZM130 91H127V92H129V93L131 94ZM133 91H132V92H133ZM153 91H154V90H153ZM184 91H185V90H184ZM11 92H12V91H11ZM11 92H10L9 94H12ZM13 92H14V91H13ZM19 92H20V91H19ZM28 92H29V91H28ZM37 92H38V91L34 92L33 94H35V93L37 94ZM46 92H45V93H46ZM56 92H57V91H56ZM67 92L70 93V92H71V89L68 90ZM87 92H88V91H87ZM87 92H86L85 94H87ZM97 92H98V91H97ZM99 92H100V91H99ZM127 92H126V90H125V92L122 91L121 94H122V93H123V94H125V93L127 94ZM194 92L196 93L197 91H194ZM203 92H204L203 94L205 95V91H203ZM215 92H216V90H215ZM226 92H227V91H226ZM246 92H247V91H246ZM248 92H249V91H248ZM4 93H5V92H4ZM15 93H16V91H15ZM15 93H13V94H15ZM25 93H27V92H25ZM43 93H44V91H43ZM43 93H42V94H43ZM45 93H44V94H45ZM54 93H55V92H54ZM71 93H72V92H71ZM80 93H79V94H80ZM100 93H101V92H100ZM117 93L120 94V93H119V89H118ZM150 93H151V92H150ZM166 93H168V92H166ZM195 93H194V94H195ZM209 93L212 94V92H209ZM209 93H208V94H209ZM2 94H3V93H2ZM9 94H7V95H9ZM38 94H39V93H38ZM44 94H43V95H44ZM85 94L83 93V95L86 97ZM91 94H93V92H92ZM94 94H95V93H94ZM97 94H98V93H97ZM121 94H120V95H121ZM123 94H122V95H123ZM126 94H125V95H126ZM130 94H129V95L127 94L128 97H130ZM136 94H137V93H136ZM168 94H169V93H168ZM168 94H167V95H168ZM172 94H175V92L173 93V91H172ZM182 94H183V93H182ZM199 94H200V93H199ZM210 94H209V96H210ZM222 94H226V93L223 92ZM245 94H246V93H245ZM258 94H259V93H258ZM263 94H264V93H263ZM17 95H18V94H17ZM22 95H24V94H22ZM25 95H26V94H25ZM27 95H28V94H27ZM43 95H42V97H43ZM47 95H48V94H47ZM70 95H71V94H70ZM76 95H77V94H76ZM80 95H81V94H80ZM80 95H79V97H80ZM100 95H101V94H100ZM125 95H123V96H125ZM127 95H126V97H127ZM219 95H220V94H219ZM219 95H218V98L220 97ZM5 96H6V94H5ZM5 96H4V97H5ZM9 96H10V95H9ZM19 96H21V95H19ZM44 96H46V95H44ZM50 96H51V95H50ZM53 96H54V95H53ZM72 96H73V95H72ZM74 96H75V95H74ZM81 96H82V95H81ZM102 96H104V95H102ZM106 96H107V94L105 95V97H106ZM108 96H109V95H108ZM112 96H113V94H112ZM117 96H118V95H117ZM132 96H133V94H132ZM132 96H131L130 98H132ZM140 96H141V95H140ZM170 96H171V95H170ZM177 96H178V95H177ZM184 96H185V95H184ZM184 96H183V97H184ZM189 96H190V94H189ZM193 96H194V95H192V97H193ZM205 96H206V98H207V94H206ZM240 96H242V95H240ZM247 96H248V94H247ZM260 96L262 97V95H260ZM0 97H3V96H0ZM4 97H3V99H4ZM6 97H7V96H6ZM6 97H5V98H6ZM15 97H16V96H15ZM15 97H14V98H15ZM28 97H30V96H28ZM39 97H40V95H39ZM42 97H41V98H42ZM70 97H71V96H70ZM87 97H88V95H87ZM110 97H111V95L109 96V99H110ZM154 97H155V96H154ZM154 97H152V99H153ZM156 97H158V96H156ZM183 97H182L183 100H180V103H181V101H184V100H185ZM197 97H198V96H197ZM251 97H252V96H251ZM43 98L45 99V97H43ZM43 98H42V99H43ZM49 98H51V97H49ZM76 98H77V99H76ZM76 98H75V99H76L75 101H78V100H80V101H81V100H86V99H83V98H82V99H79L78 96H77ZM80 98H81V97H80ZM99 98H100V97H99ZM138 98H140V97H138ZM138 98H137V100H138ZM144 98H145V96H144ZM144 98L140 99L141 102H142V100H145ZM160 98H161V96H160ZM170 98H172V97H168V98H167L168 101L171 100ZM175 98H176V97H175ZM189 98H190V97H189ZM208 98H209V97H208ZM208 98H207V99H208ZM262 98H264V97H262ZM262 98H260V99H262ZM3 99L0 98V100H3ZM15 99H16V98H15ZM15 99H13V101L10 100L12 103H10L9 106H11V105L14 106V105H16L15 103H17V102H15ZM18 99H20V98L18 97ZM25 99H27V98H25ZM46 99H47V97H46ZM71 99H72V98H71ZM132 99H133V98H132ZM146 99H147V98H146ZM173 99H174V97H173ZM196 99H197V98L195 97L194 100H196ZM201 99L205 100V98H201ZM216 99H217V98H216ZM219 99H220V98H219ZM219 99H218V100H219ZM22 100H24V99H20V101L18 100V102H19V103H20V102H21V103L23 102L24 104L27 103L26 100H24L25 102L22 101ZM27 100H28V99H27ZM52 100H53V99H52ZM68 100H70V99L68 98ZM121 100H122V98H121ZM124 100H126L125 97H123V101H124ZM133 100H134V99H133ZM137 100H136V101H137ZM148 100H149V99H148ZM148 100H147V101H148ZM192 100H193V98H192ZM192 100H191V101H192ZM197 100H198V103L201 101V100L199 101V99H197ZM203 100H202V101H203ZM218 100H217V101H218ZM16 101H17V99H16ZM49 101H50V100L48 99V102H49ZM62 101H63V100H62ZM86 101H87V100H86ZM99 101H100V100H99ZM101 101H102V100H101ZM101 101H100V102H101ZM107 101H108V100H107ZM109 101H112V99H110ZM113 101H114V100H113ZM149 101H150V100H149ZM152 101H153V100H152ZM174 101H176V99H175ZM191 101H189V99H188V102H191ZM202 101H201V102H202ZM214 101H216V100H213V103H214ZM217 101H216V102H217ZM248 101H249V100H248ZM13 102H14V103H13ZM28 102H29V101H28ZM43 102L46 103L45 100H44ZM54 102H55V103H54ZM54 102H52V103L55 104V106H53V107H55V110H56V104H57V103H56V101H54ZM78 102H79V101H78ZM81 102H82V101H81ZM91 102H92V101H91ZM154 102H156V101H154ZM154 102H153V103H154ZM157 102H159V101H157ZM157 102H156V103H157ZM161 102H162V100L160 101V103H161ZM164 102H165V100L163 101V104H164ZM166 102H167V100H166ZM171 102H172V101H171ZM261 102H262V101H261ZM261 102H259V103H261ZM41 103H42V101H41ZM68 103H69V102H68ZM70 103H72V102H70ZM112 103H113V102H112ZM112 103H109V105L112 106ZM122 103H123V102H122ZM136 103H137V102H136ZM142 103H143V102H142ZM150 103L152 104V102H150ZM160 103H159V105H160ZM192 103H193V102H192ZM195 103H196V101H195ZM198 103H197V104H198ZM210 103H212V102H210ZM256 103H257V102H256ZM48 104H49V103H48ZM54 104H53V105H54ZM63 104H64V103H63ZM100 104H101V103H100ZM115 104H116V103L114 102L113 105H115ZM124 104H125V102H124ZM137 104H138V103H137ZM137 104H135V105H136V108H137V107L139 108V106H138ZM146 104H148V103H146ZM146 104H145V106H148V105H146ZM163 104H161V105L163 106ZM168 104H169V103H168ZM168 104H167L164 108L168 107ZM174 104H175V103H174ZM177 104H178V103H176V105H177ZM205 104H206V103H205ZM205 104L202 105V106L206 107L207 105L205 106ZM257 104H258V103H257ZM22 105H23V104H22ZM26 105H27V104H26ZM40 105H41V104H40ZM49 105H51V104H49ZM88 105H89V104H88ZM88 105L85 104V105H83V106H88ZM96 105H99V104H96ZM126 105L128 106V107L126 108V110H128V108H129V103H127ZM126 105H125V106H126ZM132 105H133V103H132ZM140 105H141V103H140ZM161 105H160V107H162ZM184 105H185V107H187L186 104H184ZM193 105H194V104H193ZM209 105H212V104H209ZM209 105H208V106H209ZM261 105L263 106V103L260 104V106H261ZM5 106H6V105H5ZM44 106H45V105H44ZM44 106H41V107L44 108ZM64 106H66V103H65ZM64 106H63V108H64ZM94 106H95V105H94ZM130 106H131V105H130ZM156 106H158V105H156ZM172 106H173V105H172ZM172 106H170V108H171V109H174V108H172ZM180 106H182V108H183V105H182V104H180ZM198 106H201V105H198ZM253 106H254V105H253ZM255 106H256V105H255ZM255 106H254V107H255ZM6 107H8V105H7ZM30 107H31V106H30ZM39 107H40V106H39ZM45 107H47V109H48V108H51L50 106H49V107H48V106H45ZM57 107H59V106H57ZM73 107H74V106H73ZM75 107L78 108V107H80V106H75ZM98 107L100 108V106H96V107H95V108H97V111L99 110ZM113 107H114V106H113ZM118 107H119V106H118ZM185 107H184V108H185ZM248 107H250V106H248ZM248 107H247V108H248ZM254 107H252L253 110L256 109V108H254ZM0 108H1V106H0ZM12 108L15 109L16 107L14 108V107L11 106L10 109H12ZM18 108L21 109V107H20L19 105L17 106V109H16L17 111H18ZM35 108H36V106L34 107V109H35ZM77 108H76V109H77ZM80 108H81V107H80ZM91 108H92V106H91ZM93 108H94V107H93ZM102 108H104V106H103ZM102 108H101V109H102ZM124 108H125V107H124ZM132 108H133V107H132ZM162 108H163V107H162ZM162 108L159 109V110L161 111ZM170 108H169V109H170ZM175 108H176V107H175ZM202 108H203V107H202ZM211 108L214 109L213 107H211ZM218 108H219V107H218ZM218 108H217L216 110H220V108H219V109H218ZM262 108H264V107H262ZM5 109H7V108H4L3 111H6ZM10 109H9V110H10ZM32 109H33V107L31 108V112H33ZM37 109H38V107H37ZM39 109H40V108H39ZM45 109H46V108H45ZM57 109H60V108H57ZM74 109H75V108H74ZM74 109H73V110H74ZM76 109H75V110H76ZM85 109H86V108H85ZM110 109L112 110V107H110ZM129 109H130V108H129ZM144 109H147V108L144 107ZM150 109H151V108H150ZM157 109H158V108H156V110H157ZM169 109H168V110H169ZM171 109H170V110H171ZM176 109H178V108H176ZM200 109H201V108H200ZM16 110H14V112H17ZM26 110H28V112H30L29 109H26ZM53 110H54V109H53ZM60 110L62 111V108H61ZM60 110H59V111H60ZM67 110H69V108H68ZM94 110H95V109H94ZM126 110L123 109V111H126ZM136 110H138V109H136ZM142 110H143V109L140 108V110H138V112L140 111V113L143 115V112H144V111L141 112ZM156 110H155V108H153V111H154V112H155ZM180 110H181V109H180ZM201 110L204 111V109H201ZM1 111H2V108H1L0 112H1ZM7 111H8V110H7ZM10 111H12V110H10ZM20 111H22V109H21ZM40 111H41V110H40ZM59 111H58V112H59ZM61 111H60V112H61ZM64 111H65V110H64ZM79 111H81V110H79ZM79 111H78V114H79ZM83 111H84V110H83ZM89 111H90V110H89ZM92 111H93V110H92ZM99 111H100V110H99ZM113 111H114V109H113ZM147 111H148V110H147ZM147 111H146V113H147ZM166 111H167V110H166ZM173 111H174V110H173ZM178 111H179V109H178ZM202 111H201V112H202ZM205 111H206V110H205ZM210 111H211V110H210ZM249 111H250V110H249ZM14 112H11V114L13 115ZM48 112H49V113L47 114V116H48L49 114H51L50 111H48ZM74 112H75V111H74ZM76 112H77V111H76ZM87 112H88V111H87ZM87 112H86V113H87ZM101 112H103V109H102ZM101 112H100V113H101ZM167 112H168V111H167ZM169 112H171V111H169ZM176 112H177V111L175 110V112H173V114L176 113ZM181 112H183V111H181ZM181 112H180V113H181ZM184 112H185V111H184ZM184 112H183V113H184ZM252 112H253V111H252ZM252 112H251V113H252ZM261 112H262V111H261ZM261 112H260V113H261ZM263 112H264V111H263ZM6 113H8V114H7L8 117L6 116V117H5V120H6V118H7V120H9L10 118H14V116L12 117V115H11V117L9 118V112H5V115H6ZM22 113H23V111L21 112V114H22ZM36 113H37V111H36ZM36 113H35V114H36ZM43 113H44V112H43ZM53 113L55 114V112H53ZM69 113H70V111H69ZM86 113H85V115H83V116L86 117V115H87ZM94 113L96 114V111H95ZM94 113H93V114H94ZM100 113H97V115H99V118L101 119L102 116H103L104 114L101 113V114H102V116H101ZM117 113H118V112H117ZM117 113H115V115H118ZM126 113H127V111H126ZM152 113H153V112H152ZM164 113H165V110H164ZM185 113H186V112H185ZM185 113H184V115H185ZM209 113H211V112H209ZM212 113H213V110H212ZM221 113H222V112H221ZM247 113H249V112H247ZM251 113H250V114H251ZM253 113H254V112H253ZM256 113H257V115H259V112H258L257 110H256L255 114H256ZM0 114H1V113H0ZM14 114H15V113H14ZM17 114H18V113H17ZM24 114L26 115V113H24ZM35 114H34V115H35ZM37 114H38V113H37ZM37 114H36V116H37ZM54 114H53V115H54ZM61 114H62V113H61ZM61 114L59 115L60 117H61ZM74 114H75V113H74ZM81 114H82V111H81ZM90 114H91V113H90ZM155 114H156V112H155ZM158 114H159V113H158ZM161 114H162V113H161ZM173 114L171 113V115H169V116H173ZM261 114H262V113H261ZM2 115H3V113L1 114L0 118H2V117L4 116V115H3V116H2ZM30 115H31V113L29 114V116H30ZM32 115H33V113H32ZM62 115H63V114H62ZM69 115H70V114H69ZM142 115H140V116H142ZM167 115H168V114H167ZM167 115L164 116V114H163L164 117H166ZM175 115H176V114H175ZM175 115H174V118L176 117ZM179 115H180V114H179ZM184 115H183V116H184ZM202 115H204V112H203ZM202 115H201V116H202ZM205 115H206V114H205ZM208 115H211V114H208ZM223 115H224V114H223ZM248 115H249V114H248ZM263 115H264V113H263ZM18 116H19V115H18ZM36 116H32V117H36ZM40 116H41V115H40ZM50 116H51V115H49V118H50ZM54 116H55V115H54ZM59 116H58V117H59ZM74 116H75V115H74ZM76 116H77V115H76ZM89 116H90V115H89ZM112 116H114V114H113ZM144 116H146V115L144 114ZM144 116H143V117H144ZM147 116H149V113L147 114ZM152 116H153V115H151L150 118H153V117H154V116H153V117H152ZM163 116H162V117H163ZM181 116H182V115H181ZM181 116H180V118H181ZM201 116L199 115V118H200ZM216 116H218V115L216 114L215 117H216ZM221 116H222V115H221ZM221 116H220V118H221ZM255 116H256V115H255ZM23 117H24V118H28V116H23ZM30 117H31V116H30ZM32 117H31V118H32ZM45 117H46V116H43V114H42V117H39V118H43V119H44ZM51 117L53 118V116H51ZM63 117H64V116H63ZM71 117H72V116H71ZM85 117H84V118H85ZM92 117H93V120L96 119V118H94L93 115H92ZM96 117H97V116H96ZM124 117H125V116H124ZM167 117H168V116H167ZM204 117L206 118V116H204ZM222 117H224V116H222ZM238 117H239V116H238ZM241 117L243 118L244 116H240V118H241ZM246 117H247V116H246ZM246 117H245V118H246ZM249 117H250V115H249ZM249 117H248V119H249ZM259 117H261V115H259ZM259 117L256 116V119L259 118ZM18 118H19V117H18ZM24 118H23V120H24ZM64 118H66V119L68 120L67 116H65ZM72 118H74V117H72ZM86 118H88V115H87ZM103 118H105V117L103 116ZM103 118H102V119H103ZM109 118H110V116L108 117V119H109ZM114 118H115V117H114ZM133 118H134V117H133ZM137 118H138V117H137ZM148 118H149V117H148ZM155 118H157V119H161V120L163 119V118H161V117L158 118V116H155ZM170 118H171V117H170ZM174 118H173V120H174ZM177 118H178L177 121H178L179 123H180L181 120L184 119V118H183V119L181 118V120L179 121L180 118H179V117H177ZM177 118H176V119H177ZM199 118H198V119H199ZM201 118H202V120H203V116H202ZM201 118H200V121H199L200 123H201V121H202ZM210 118H211V117H210ZM252 118H253V117H252ZM252 118H251V119H252ZM3 119H4V118H3ZM15 119H17V118L15 117ZM28 119H29V121L31 120L30 118H28ZM28 119H25L24 122L26 123V121H28ZM32 119L34 120V118H32ZM46 119H48V118H46ZM46 119H45V120H46ZM53 119H54V118H53ZM62 119H63V118H62ZM66 119H65V120H66ZM77 119H80V118L78 117ZM77 119H75V121H73L72 123L75 124V122H76ZM81 119H82V118H81ZM88 119H90V118H88ZM100 119H99V121H101ZM106 119H107V118H106ZM108 119H107V121H105V122H107V123H105V124H107V127H108ZM123 119H125V118H123ZM123 119H122V120H123ZM135 119H136V118H135ZM139 119H140V118H139ZM185 119H186V118H185ZM185 119H184V120H185ZM198 119H197V120H198ZM218 119H219V118H218ZM221 119H222V118H221ZM251 119H250V120H251ZM17 120H19V119H17ZM20 120H22V119H20ZM37 120H39L38 117H37ZM37 120H35V122H36ZM45 120L41 121V119H40V120H39V123H41V122L43 123ZM50 120H52V119H50ZM55 120H56V119H55ZM55 120H52V121H55ZM57 120H58V119H57ZM59 120H60V119H59ZM70 120H71V119H70ZM72 120H74V119H72ZM90 120H91V119H90ZM90 120H88V123H86V124L91 123V122H89ZM93 120H92V122H93ZM122 120H121V123L124 124L125 122H123ZM130 120L132 121L133 119H130ZM136 120H138V119H136ZM147 120H148V119H147ZM161 120H159V121H161ZM170 120H171V119H170ZM173 120H172V121H173ZM184 120H183V121H184ZM189 120H190V119H189ZM205 120H206V119H205ZM208 120H209V119H208ZM12 121H13V119L10 120V122H12ZM15 121H16V120H15ZM40 121H41V122H40ZM48 121H49V120H48ZM48 121H45V122H44V123H47V124H44V126L46 125L47 127H51V128H52V126H50V124L48 123ZM82 121H83V120H82ZM103 121H104V120H103ZM110 121H111V120H110ZM117 121H118V120H117ZM117 121H116V122H117ZM155 121H156V120H155ZM159 121H158V120L156 121V122H157V125H156V126H158V122H159ZM172 121H170V122H172ZM177 121H176V122H177ZM186 121H188V119H187ZM190 121H191V120H190ZM192 121H194V120H192ZM219 121H220V119H219ZM241 121H244V119H242ZM259 121H260V120H259ZM2 122H4V121H2ZM6 122H8V121H6ZM10 122H9V123H10ZM13 122H14V121H13ZM13 122H12V123H13ZM59 122H60V121H59ZM59 122H58V123H59ZM68 122H70V121H68ZM68 122H67V123H68ZM77 122H78V121H77ZM111 122H112V121H111ZM111 122H110V126H111ZM138 122H139V121H138ZM138 122L135 121V123H138ZM141 122H142V121H141ZM148 122H149V121H148ZM152 122H153V121H152ZM202 122H204V124H205V121H202ZM215 122H217V121H215ZM245 122H248L247 119H246ZM253 122H255V121H253ZM4 123H5V122H4ZM9 123H8V124H9ZM17 123H18V121H17ZM17 123H16V125H17ZM25 123H24V124H25ZM31 123H32V120H31ZM39 123H35L36 127H38V128H40L39 126H37V124H39ZM42 123H41L40 125H42ZM53 123H54V122H53ZM53 123L51 122L52 125H53ZM58 123H56V125H57ZM60 123H62V122H60ZM60 123H59V124H60ZM65 123H66V122H65ZM65 123H64V124H65ZM67 123H66V124H67ZM72 123H71V124H72ZM83 123H84V122H83ZM96 123H98V122L96 121ZM164 123H165V122H164ZM168 123H169V121H168ZM172 123H173V122H172ZM185 123H186V122H185ZM185 123H184V124H185ZM192 123H193V122H192ZM192 123H191V124H192ZM200 123L197 122V124H200ZM258 123H259V122H258ZM1 124H2V123H1ZM32 124H33V123H32ZM80 124H81V125H79V127H80V126H82L83 128L85 127L84 124L82 125V122H80ZM92 124H94V123H92ZM99 124H100V123H99ZM102 124H103V123H101V125H102ZM116 124H117V123H116ZM123 124H122L121 126H123ZM149 124H151V122H150ZM176 124H177V123H176ZM180 124H181V123H180ZM182 124H183V123H182ZM187 124H190V122H189V123L187 122ZM193 124H195V122H194ZM193 124H192V125H193ZM202 124H203V123H202ZM202 124L199 125V126H201V128H200L201 130H200V131L197 130V128L195 129V130L199 131V133H197L196 131L193 133L194 135L197 133L196 137H197V136H200L199 134H200V132L202 131V128L205 127L204 124H203V126H202ZM213 124H214V123H213ZM218 124H220V123L218 122ZM218 124H217V125H218ZM243 124H246V123L243 122ZM251 124H252V123H251ZM254 124H255V123H254ZM254 124H253V126H254ZM6 125H7V123H6ZM20 125H21V123H20L19 125H17L16 128H19V129H20V127H19ZM48 125H49V126H48ZM56 125H55V126H56ZM90 125H91V124H90ZM90 125H89V126H90ZM95 125H96L95 128H96V130H97V124H95ZM95 125H94V126H95ZM112 125L115 126V124H113V122H112ZM124 125H125V124H124ZM128 125H129V124H128ZM136 125H138V124H136ZM146 125H147V123H146ZM146 125H145V126H146ZM192 125H190V126H192ZM206 125H207V124H206ZM237 125H238V124H237ZM258 125H259V124H258ZM1 126H2V125H1ZM7 126H8V125H7ZM12 126H13V125H12ZM12 126H11V124L9 125L10 128H12ZM21 126H23V125H21ZM44 126H43V127L41 126L42 128H40V133H39V134H41V131H43V130L46 131V129H43ZM58 126H59V125H58ZM60 126H61V125H60ZM60 126H59V127H60ZM69 126H70V125H69ZM86 126H87V125H86ZM92 126H93V125H92ZM92 126H90L91 129L94 130V131H96L95 129H93L94 127H92ZM99 126H100V125H99ZM110 126H109V127H110ZM125 126H126V125H125ZM145 126L143 125V129L141 128V130H145V128L148 129V128L145 127ZM152 126H154V124H153ZM168 126H170V125H168ZM175 126H176V125H174L173 128L176 129ZM190 126L187 127V125H185V128L187 127V128L189 129ZM207 126H208V125H207ZM220 126H221V124L219 125V127H220ZM235 126H236V125H234V128H235ZM260 126H261V125H259V127H260ZM2 127H4V126H2ZM2 127H0V128H2ZM53 127H54V125H53ZM71 127H72V126H71ZM71 127H70V128L68 127V128L70 129L69 131H72V130H71ZM79 127H75L74 129H78ZM87 127H88V126H87ZM104 127H105V126H104ZM104 127H103V129H102V127L99 128V132H98V133H100V129L104 130ZM107 127H105V128H107ZM116 127H117V126H116ZM116 127H115V129H114V132H115L116 130L119 131V129H116ZM129 127H130V125H129ZM144 127H145V128H144ZM148 127H149V126H148ZM192 127H193V126H192ZM192 127H191V128H192ZM209 127H210V126H209ZM214 127H216V125H214ZM10 128H9V129L7 128V131L5 130V127L2 128V129L5 130L6 132H9L8 130H10ZM21 128H22V127H21ZM34 128H35V126H34ZM38 128H37V129H38ZM54 128H55V127H54ZM61 128H63V127H61ZM112 128H113V126H112L110 129H112ZM125 128H126V127H125ZM135 128H138V127H135ZM162 128H163V127H162ZM168 128H169V127H168ZM173 128H172V129H173ZM185 128H183V131H182L183 133H182L181 131H179V130H181L182 128H180L179 130H178V128H177V130H178L179 132H181V133L177 132V136H178V134H182V135H183V134H184V129H185ZM198 128H199V127H198ZM206 128H207V127L203 128V129H206ZM212 128H213V126H212ZM222 128H223V127H222ZM222 128L220 129V132H215V133H219V135H217L218 138L220 137L221 131H222V132H223V131L225 132V130L227 131V128H226V129L223 128V129H225V130H222ZM234 128H232V129H234ZM19 129H18V130H19ZM23 129H25V132H27L26 130H28V133H29V130L33 129V127H32L31 129H30V128H29V129H26V128L23 127ZM42 129H43V130H42ZM52 129H53V128H52ZM52 129H48L47 131H49V130L51 131ZM55 129L57 130V128H55ZM55 129H53V130H55ZM84 129H85V128H84ZM107 129H108V128H107ZM107 129H106V130H107ZM128 129H130V128H128ZM150 129H155V126H154V128L151 127ZM159 129H160V128H159ZM159 129H158V130H159ZM163 129H164V128H163ZM188 129H187V130H188ZM11 130H12V129H11ZM14 130H16V129H15V126H14ZM14 130H13V131H14ZM34 130H35V129H34ZM53 130H52L51 132H53ZM58 130H59V131H57V132H61L60 134H63V133H62L63 131H60V130H62V129L58 128ZM79 130L81 131V129H79ZM106 130H105V131H106ZM122 130H123V131L125 130L124 127H123ZM137 130H139V129H137ZM187 130H185V132H187ZM189 130H190V129H189ZM192 130H194V128H192L189 132H191ZM228 130H229V129H228ZM13 131H11L10 133H11V134L14 133ZM50 131H49V132H50ZM65 131H66V130H65ZM86 131H87V129L84 131L85 133L82 132L83 134L80 133V134H78V135H80V136L84 135V136H85V135H86ZM128 131H129V130H128ZM128 131L126 130L124 133L126 134ZM156 131H157V130H156ZM164 131H165V129H164ZM166 131H167V130H166ZM173 131H174V129H173ZM203 131H204V130H203ZM203 131H202V132H203ZM243 131H244V130H243ZM3 132H4V131H3ZM31 132H32V131H30V134H31ZM54 132H56V131H54ZM89 132H90V130H89L87 133H89ZM96 132H97V131H96ZM106 132H107V131H106ZM111 132H112V131H111ZM114 132H113V133H114ZM131 132L134 133L133 130H131ZM149 132H150V131H149ZM153 132H154V131H153ZM175 132H176V131H175ZM202 132H201V133H202ZM207 132H208V131H207ZM210 132H211V131H210ZM212 132H214V131H212ZM212 132H211L210 134H213ZM224 132H223V133H224ZM229 132H230V131H229ZM262 132H263V131H262ZM0 133H2V132H0ZM21 133H22V132H21ZM23 133H24V132H23ZM23 133H22V134H23ZM28 133H25V134H24V137H25V135L28 134ZM64 133H65V132H64ZM70 133H71V132H69V133H67V134H70ZM72 133H73V131H72ZM78 133H79V132H78ZM90 133H91V132H90ZM90 133H89L88 135L91 136ZM93 133H95V132H93ZM101 133H102V132H101ZM118 133H121V131H119ZM122 133H123V132H122ZM150 133H151V132H150ZM167 133H168V134L170 133V135H172V134H171L172 132H170V130H169V132H167ZM203 133L205 134V131H204ZM223 133H222V135H223ZM236 133H237V132H236ZM239 133H240V132H239ZM255 133H256V132H255ZM263 133H264V132H263ZM4 134H5V133H4ZM4 134H1V135H3V138H4ZM14 134H15V133H14ZM22 134H21V135H22ZM44 134H45V133H44ZM44 134H43V135H44ZM47 134H49V133H47ZM50 134H51V133H50ZM55 134H58V133H54V135H55ZM60 134H59V135H60ZM75 134H76V133H75ZM102 134H103V133H102ZM102 134H101V135H102ZM114 134H116V133H114ZM144 134H146V132H144ZM155 134H157V132H155ZM165 134H166V133H165ZM165 134H164V135H165ZM168 134H166V135H168ZM175 134H176V133H175ZM193 134H192V136H193V139H194V138H196V137H195ZM204 134H201V137L205 138L206 136L204 137ZM225 134L228 135V132H226ZM225 134H224V135H225ZM230 134H232V132H231ZM230 134H229V136H230ZM261 134H262V133H261ZM261 134H260V135H261ZM1 135H0V139L2 138ZM6 135H7V133L5 134V136H6ZM9 135H10V134H8V136H9ZM21 135H20V136H21ZM37 135H38V134H37ZM71 135H72V134H71ZM94 135H95V134H94ZM106 135H107V134H106ZM106 135H105V137H102V138H103V139L107 138ZM128 135H129V133H128ZM141 135H142V133H141ZM160 135H161V134H160ZM164 135H163V136H164ZM166 135H165V136H166ZM173 135H174V134H173ZM255 135H256V134H254V136H255ZM38 136H39V135H38ZM38 136H37L36 139H38V138L41 137V136H39V137H38ZM60 136H61V135H60ZM65 136H66V135H64V137H65ZM68 136H69V135H68ZM80 136H79V138H80ZM90 136H89V137L87 136V138H90ZM96 136H99V138H101L100 134H98V135H96ZM130 136H131V135H130ZM137 136H138V134H137ZM137 136H136V137H137ZM142 136H143V135H142ZM144 136H145V135H144ZM150 136H151V135H150ZM183 136H185V138H187L188 135L186 136V135L184 134ZM190 136H191V133H190ZM210 136H211V135H210ZM210 136H209L208 139H210ZM214 136H215V135H213V139L217 138L216 136H215V137H214ZM235 136H236V134H235ZM262 136H264V135H262ZM262 136H261V137H262ZM6 137H7V136H6ZM11 137H12V135H11ZM18 137H19V136H18ZM49 137H50V136H49ZM61 137H63V136H61ZM64 137H63V138H64ZM92 137H93V135H92ZM94 137H95V136H94ZM94 137H93V138H94ZM123 137H124V135H123ZM125 137H126V136H125ZM138 137H139V136H138ZM153 137H154V136H153ZM256 137H258V136H256ZM7 138H8V137H7ZM7 138H6V139H7ZM12 138L14 139V137H12ZM19 138H20V137H19ZM22 138H23V137H22ZM27 138H28V137H27ZM41 138H43V136H42ZM44 138H45V137H44ZM71 138H73V137L71 136ZM141 138H142V137H141ZM167 138H168V137H167ZM179 138H180V139H178L179 141H183V137L180 136ZM241 138H242V137H241ZM253 138H254V137H253ZM262 138H263V137H262ZM9 139H10V137H9ZM16 139H17V138H16ZM20 139H21V138H20ZM20 139H18V141H20ZM45 139H46V138H45ZM75 139H76V138H75ZM95 139H97V137H96ZM103 139H102V142L100 141L101 143L105 142V141H103ZM145 139H146V138H145ZM145 139L143 138L142 141L145 140ZM158 139H161V138H158ZM171 139H172L173 141L175 140V138H174V139L171 138ZM221 139H222V138H221ZM229 139H230V138H229ZM257 139H258V138H257ZM46 140H47V139H46ZM82 140H83V139H82ZM86 140H87V139H86ZM88 140H89V139H88ZM129 140H130V139H129ZM131 140H132V138H131ZM134 140L137 141L136 138H134ZM185 140H186V139H185ZM188 140H189V139H188ZM195 140H196V139H195ZM199 140H201V139L198 138V141H199ZM202 140H203V139H202ZM211 140H212V139H211ZM211 140H208L209 143H214L213 141H215V140H212V141H211ZM219 140H220V139H219ZM219 140H218V141H219ZM223 140H225V139H223ZM223 140H222V141H223ZM231 140H232V139H231ZM231 140H230V142H231ZM234 140H235V139H234ZM243 140H244V137H243ZM1 141H2V140H1ZM11 141H12V140H11ZM21 141H22V140H21ZM26 141H27V140H26ZM30 141H32V140H30ZM35 141H37V140H35ZM38 141H39V140H38ZM43 141H45V140H43ZM62 141H64V140H61V143H62ZM67 141H69V139H67L66 142H67ZM70 141H71V139H70ZM73 141H74V140H73ZM73 141H72V142H73ZM140 141H141V140H140ZM145 141H146V140H145ZM151 141H154V140H151ZM151 141H150V143H151ZM168 141H170L169 138H168V140H166V144L168 143ZM173 141H171V142H173ZM176 141H177V140H176ZM176 141H175V142H176ZM179 141H178V142H179ZM205 141H207L206 138L203 140V142H205ZM208 141H207V142H208ZM222 141H221V143H219V145H220V144H223V145L225 144L224 141H223V143H222ZM245 141H246V140H245ZM9 142H10V141H9ZM9 142H8V143H9ZM15 142H16V141H15ZM27 142H28V141H27ZM27 142H26V143H27ZM32 142H33V144L35 143L34 140H33ZM64 142H65V141H64ZM72 142H71V143H72ZM90 142L92 143V145H94L93 143H96L95 140H94V142H93V141H90ZM90 142L88 141V144H89ZM100 142H99V143H100ZM107 142H108V139H107ZM124 142H127V139H126ZM124 142H123V143H124ZM146 142H147V141H146ZM157 142H158V140H157L155 143H157ZM191 142L194 143V141H191ZM191 142H190V143H191ZM219 142H220V141H219ZM230 142H229V143H226L227 145L225 144V146H227V148L230 147V146L228 147V144H230ZM232 142H235V141L232 140ZM232 142H231V143H232ZM239 142H240V141H239ZM247 142H248V141H247ZM250 142H251V141H249L248 143L250 144ZM11 143H12V142H11ZM11 143H10V144H11ZM22 143H23V141H22ZM30 143H31V142H30ZM39 143H42V142H39ZM49 143H50V142H49ZM52 143H53V142H52ZM54 143H55V142H54ZM59 143H60V142H59ZM61 143H60V144H61ZM67 143H68V142H67ZM84 143H85V142H84ZM130 143L132 144L131 146H133V142H130ZM159 143H160V142H159ZM159 143H158V145H157V144H155V145L159 146ZM161 143H162V142H161ZM161 143H160V144H161ZM186 143H189V142H186ZM186 143H185V144H186ZM190 143H189V144H190ZM209 143H208V144H209ZM235 143H237V142H235ZM248 143H247V144H248ZM252 143H254V141H252ZM263 143H264V140H263ZM263 143H262V146H263ZM1 144H2V142H0V146H1ZM13 144H14V143H13ZM13 144H12V145H13ZM16 144H19V145H20L21 143L19 142V143H16ZM37 144H38V142H37ZM104 144H105V143H104ZM112 144H113V143H112ZM127 144H129V143H125V145L127 146L126 148L129 147ZM174 144H175V143H174ZM185 144H184V145H183V144H179L180 146H179V145H176V146L181 147V145H182L183 148H184L185 146H187V144H186V145H185ZM195 144H196V141H195ZM214 144H216V143H214ZM240 144H241V142L239 143V145H240ZM245 144H246V143H243V145L241 144L242 147H243ZM12 145H11V146H12ZM19 145H16V146H19ZM21 145H22V144H21ZM21 145H20V146H21ZM27 145H28V144H27ZM30 145H31V144H30ZM38 145H40V144H38ZM42 145H43V143H42ZM52 145H53V144H52ZM97 145H99V144H97ZM119 145H120V144H119ZM140 145H141V143H140ZM151 145H153V144H149L148 146H151ZM163 145H165V144H163ZM171 145H172V144H169V146H171ZM193 145H194V144H193ZM193 145H192V148H193ZM201 145H202V142H201ZM237 145H238V144H237ZM237 145H236V146H237ZM239 145H238V147H239ZM241 145H240V146H241ZM4 146H6V145H4ZM11 146H9V147L12 148ZM20 146H19V147H20ZM24 146H25V145H24ZM35 146H36V145L34 144V146H31V148H32V147L34 148ZM44 146H45V145H44ZM57 146H59V144H56V145L54 146V148L57 147ZM94 146H96V145H94ZM94 146H93L92 149H95V150H96V148H95ZM123 146H124V145H123ZM131 146H130V147H131ZM135 146H137L136 143H135ZM169 146H167V147H166V146H163V147H162V145H160V147L163 148V149L161 148L162 150L159 149L160 153H161V152H164V151H163V150L165 149L164 147H166V149H168ZM176 146H175V147H176ZM194 146H196V145H194ZM197 146H199L198 143H197ZM202 146H203V145H202ZM205 146H206V147L203 146V149L205 148L204 151H205L206 148H207V152H209L210 150L208 151V149H209L210 147L208 148V147H207L208 145H205ZM209 146H211V144H209ZM220 146H222V145H220ZM220 146H219V147H220ZM232 146H233V145H232ZM236 146H235V147H236ZM36 147H38V146H36ZM49 147H51V146L49 145V146L47 147V145H46V148H49ZM88 147L91 148V145H90V146L88 145ZM96 147H97V146H96ZM119 147H120V146H119ZM119 147H118V148H119ZM145 147H146V146H145ZM175 147H174V148H175ZM178 147H177V148H178ZM217 147H218V144H217ZM238 147L233 148V149H236V150H237ZM245 147H246V146H244L243 149H244ZM257 147H258V146H257ZM15 148H16V147H15ZM21 148H22V146H21ZM24 148H25V147H24ZM33 148H32V150H33ZM41 148H43V147L41 146ZM44 148H45V147H44ZM44 148H43V149H44ZM51 148H52V147H51ZM51 148H50V149H51ZM54 148H53V149H54ZM58 148L61 149L60 146H59ZM58 148H57V150H58ZM118 148H117V150H118ZM124 148H125V146L123 147V149H124ZM136 148H137V147H136ZM151 148H153V146H152ZM155 148H156V146H155ZM172 148H173V146H172ZM174 148H173V149H174ZM183 148L181 147V149H183ZM192 148H190L189 150L192 151ZM214 148H215V146H214ZM214 148H213V149H214ZM224 148H225V147H224ZM224 148H221V150L224 149ZM4 149L6 150V148L3 147V150H4ZM27 149H28V148H26V150H24V151H27ZM29 149H30V147H29ZM35 149H37V148H35ZM38 149L40 150V148H38ZM43 149H42V150H43ZM53 149H52V150H53ZM97 149H98V150H96V151L100 152V145L98 146ZM123 149H122V150H123ZM134 149H135V148H134ZM134 149H132V150L130 149V151L134 152V151L136 150V149H135V150H134ZM143 149H144V148H143ZM153 149H154V148H153ZM173 149H171V150L169 149V150L172 152ZM186 149H188V148L186 147L185 150H186ZM200 149H202V148L200 147ZM217 149H219V148H217ZM217 149H216V151H217ZM225 149H226V148H225ZM245 149H246V148H245ZM250 149H251V148H250ZM252 149H253V147H252ZM5 150H4V151H5ZM9 150H10V149H9ZM19 150H20V149H19ZM32 150L30 151L32 154H31L29 151H28V152H29V154H31V155L33 156V152H32ZM47 150L49 151V149H47ZM52 150H50V151H52ZM54 150H55V149H54ZM70 150H71V149H70ZM70 150H69V152H70ZM86 150H87V149L82 150V151H83V152L85 151V153H86V152H88V151L91 150V149L88 148V151H86ZM124 150H125V151H129V150H126V149H124ZM140 150H141V149H140ZM156 150H158V147H157ZM156 150L154 149V151H156ZM174 150H175V149H174ZM185 150H181V151H179V152H182V151H183V152L186 153ZM221 150H220V152H221ZM226 150H229V151H230L231 149H226ZM10 151H11V150H10ZM21 151H23V150H21ZM34 151H37V150H34ZM44 151H45V149H44ZM50 151H49V152H50ZM71 151H72V152L74 151L73 148H72ZM75 151H76V150H75ZM75 151H74V152H75ZM82 151L77 152V157H78V154H80V155L83 154V153H80V152H82ZM96 151H94L93 154L96 153ZM137 151L139 152V150H137ZM142 151H143V150H142ZM152 151H153V150H151V152H152ZM159 151H158V152H159ZM195 151H196V152L198 151L197 153H199L200 150H195ZM211 151L213 152V150H211ZM211 151H210V152H211ZM216 151H214L215 153L213 152L214 155H213L212 153H210L209 156L213 155V159H214V158H215ZM238 151H242V150H238ZM238 151H237V152H238ZM2 152H3V151H2ZM6 152H7V150H6ZM13 152H14V150H13ZM28 152H27V156H25V155H26V152H25V155H24L25 157H28ZM41 152H42V151H41ZM49 152H47V153H49ZM53 152H54V151H53ZM56 152H57V151H55V153H56ZM61 152H62V151H61ZM63 152H64V151H63ZM89 152H91V151H89ZM132 152H130V155H132V154H131ZM138 152H136V153L134 152L133 154L137 155ZM149 152H150V151H149ZM165 152H166V151H165ZM168 152H169V151H168ZM177 152H178V151H176L175 153H177ZM179 152H178V153H179ZM205 152H206V151H205ZM205 152H204V153H205ZM234 152H235V151H234ZM255 152H256V151H254L253 153H255ZM9 153H10V158H11V152H9ZM15 153H18V152H15ZM21 153H22V152H21ZM35 153H36V152H35ZM47 153H46V154L44 153V154L48 156ZM50 153H52V152H50ZM59 153H60V152H59ZM65 153H66V152H65ZM75 153H76V152H75ZM91 153H92V152H91ZM121 153H122V155H123L124 157H126V154L124 155L123 152H121ZM126 153H127V152H126ZM156 153H157V151L155 152V154H156ZM160 153L158 154V156L160 155ZM166 153H167V152H166ZM172 153H173V152H172ZM178 153H177V154H178ZM185 153H182V154H183V155H182L183 158H184V156H185ZM202 153H203V152H202ZM217 153H218V152H217ZM231 153H232V151L230 152V156H232ZM4 154H5V152H4ZM4 154H2V157H4ZM12 154H13V156H14V153H12ZM38 154H42V155H43V153H40V151L38 152ZM38 154H37V155L34 154V157H39ZM73 154H74V153H73ZM96 154H97V153H96ZM99 154H100V153H99ZM102 154H103V153H102ZM113 154H114V153H113ZM115 154H116V153H115ZM142 154H144V153H142ZM142 154L140 155L141 157H143L144 159L147 158V155L145 156V154H144V155H142ZM152 154L154 155V152L151 153L150 155H152ZM167 154H170V152L167 153ZM177 154H176V156H173L172 158H174V157L176 158V157L178 156ZM187 154H188V153H187ZM206 154H207V153H206ZM220 154H221V153H220ZM232 154L235 155L236 152H235V153H232ZM249 154H250V153H249ZM255 154H256V156L260 157V155H257V153H255ZM255 154H254V155H255ZM258 154H259V153H258ZM0 155H1V153H0ZM7 155H8V154H7ZM17 155H18V154H17ZM17 155H15V156L12 157V158L14 159ZM19 155H20V154H19ZM19 155H18V157L20 158L21 155H23V154H21L20 156H19ZM35 155H36V156H35ZM51 155H53V154H51ZM55 155H57V154H55ZM61 155H63V153H60V156H61ZM67 155H69V154L67 153ZM74 155H76V154H74ZM74 155H73V156H74ZM91 155H92V154H91ZM91 155H90V156H91ZM107 155L110 156V153L106 154V156L104 155L105 158L107 157V158H106V161H107L108 159H110L111 162L114 163L115 159H114V161H113L112 158H111V157H108ZM127 155H129V154L127 153ZM135 155H134V156H135ZM171 155H173V154H171ZM202 155H203V154H202ZM202 155H201V156H202ZM217 155H219V154H217ZM217 155H216V157H217ZM8 156H9V155H8ZM24 156H22V157H24ZM29 156H30V155H29ZM32 156H30V158H31ZM64 156H66V154H65ZM84 156H85V155H84ZM116 156H117V155H116ZM118 156H119V155H118ZM134 156H133V159H130V161H129V159L127 160V158L125 159V161H127V162H131V160H132V161L136 160V156H135V157H134ZM137 156L139 157V155H137ZM144 156H145V157H144ZM156 156H157V155H155L154 157L156 158ZM158 156H157V157H158ZM163 156H164V154H163ZM168 156H170V155H167V157H168ZM180 156H181V155H180ZM180 156H179V157H180ZM204 156H205V155H204ZM206 156H208V155H206ZM206 156H205V157H206ZM221 156H222V154H221ZM239 156H240V154H239ZM242 156H243V155H242ZM6 157H7V156H6ZM6 157H5V158H6ZM22 157H21V158H22ZM25 157H24V158H25ZM50 157H51V156H50ZM50 157H49V158H50ZM74 157H76V156H74ZM74 157H72L73 159L71 160V162L75 159ZM77 157H76V158H77ZM87 157H88V156H87ZM93 157H94V155H93ZM98 157H99V156H98ZM102 157H103V156H102ZM119 157H120V156H119ZM127 157H128V156H127ZM131 157H132V156H131ZM131 157H130V158H131ZM154 157L152 156V157H150V158H148V159H153ZM185 157H186V156H185ZM228 157H229V156H227V158H228ZM240 157H241V156H240ZM243 157H244V156H243ZM247 157H248V156H247ZM247 157H245L246 160H247ZM10 158H9V159H10ZM24 158H22V159H24ZM30 158H29V160H32V159H30ZM43 158H44V155H43ZM78 158H79V157H78ZM82 158H83L84 160H81V161L79 160L80 162L86 160L84 157H82ZM134 158H135V159H134ZM139 158H140V157H139ZM160 158H163V157H158L157 159H160ZM165 158H166V157H165ZM177 158H178V157H177ZM181 158H182V157H181ZM203 158H204V157H203ZM235 158H236V157H235ZM9 159L7 160V158H6L7 162H8V163H11V162H10L11 159H10V160H9ZM13 159H12V160H13ZM16 159H18V158L16 157ZM27 159H28V158H27ZM27 159H26V160H27ZM41 159H42V158H41ZM57 159H61V157H60V158H57ZM69 159H71V158L65 159V162H66V160L68 161ZM87 159H88V158H87ZM91 159H92V158H91ZM91 159H90V157H89V159L86 160V161H89V160H91ZM96 159H97V158H96ZM102 159H103V158H102ZM144 159L141 160V158H140V160H141L142 162L144 161ZM179 159H180V158H179ZM240 159H241V158H240ZM6 160H3V161L5 162ZM12 160H11V161H12ZM18 160H19V159H18ZM18 160H15V161H18ZM29 160H28V161H29ZM46 160H47V161H46ZM46 160H45V162H48L49 159H46ZM93 160H94V159H93ZM110 160H109V161H110ZM119 160H120V158L118 159V161L116 160L115 167H116V165L118 164L117 162H119ZM137 160H138V158H137ZM140 160H139V161H140ZM169 160L171 161V159H169ZM169 160H167V161H169ZM228 160H229V158H228ZM238 160H239V159H238ZM3 161H2V162H3ZM15 161H14V162H15ZM28 161H27V162H28ZM41 161H43V159H42ZM54 161H56V162H55L56 164H57V163L59 164V161H58V160L55 159V160H53V162H54ZM57 161H58V162H57ZM60 161H62V160H60ZM75 161H76V160H75ZM75 161H74V164L76 163ZM79 161H78V162H79ZM86 161H85V162H86ZM95 161H96V160H95ZM95 161H94V163L92 162V163L94 164V166L96 165V164H95ZM122 161H124V158H122V159L120 160L119 163H122ZM146 161H147V160H146ZM146 161H144V162H146ZM154 161H155V160H154ZM154 161H153V162H154ZM161 161H162V160H161ZM164 161H165V160H164ZM167 161H165V164H166ZM175 161H176V160H175ZM177 161H178V159H177ZM192 161H193V160H192ZM214 161H215V160H214ZM214 161H213V162H214ZM218 161H219V160H218ZM224 161H225V160H224ZM0 162H1V161H0ZM14 162H13V164L15 165ZM20 162H24V161H23V160H22V161L20 160L18 163H20ZM27 162H25V163H27ZM29 162H30V161H29ZM51 162H52V161L49 160L48 163L51 165ZM53 162H52V163H53ZM63 162H64V159H63ZM71 162H68V163L71 164ZM80 162H79V163H80ZM96 162H97V161H96ZM103 162H104V161H103ZM107 162H108V161H107ZM107 162L105 163L106 165H107ZM111 162H110V163H111ZM127 162H123V163L125 164V163H127ZM142 162H140V163H142ZM148 162H150V161H148ZM153 162H151V163H153ZM155 162H157V160H156ZM155 162H154L153 164H156ZM162 162H163V161H162ZM221 162H222V161H221ZM221 162H219V163L222 164ZM240 162H241V161H240ZM240 162H239V163H240ZM250 162H251V160H250ZM250 162H249V163H250ZM258 162H259V161H258ZM258 162H257L256 165H258ZM18 163H16V165H17ZM43 163H44V162H43ZM43 163H42V164H43ZM101 163H102V162H101ZM112 163H111V165H109V166L113 167V166H112V165H113ZM140 163L137 162L138 168H139V167H143V165H144V164H142V165L140 166ZM214 163H216V162H214ZM228 163H230V161H228ZM235 163H236V161H235ZM239 163H238V164H239ZM244 163H245V162H244ZM246 163L248 164V162H246ZM23 164H24V163H23ZM42 164H41V166L39 165L40 169L42 168L41 170H43V168H45V167H43V166H45V165L48 166V165H49V164L47 165L46 163H44L45 165H44V164L42 165ZM60 164H61V162H60ZM65 164H66V163H65ZM70 164H69V165H70ZM80 164H82V163H80ZM80 164H79V166H78V167H79V169H78V173H79V171H82V172H83V170H80L81 168H82V169L85 168V171H84V172H86V170H89V169H90V167H89L88 169H86V168L88 167V166H87V163L82 164V166H81ZM85 164H86V167L83 166V165H85ZM108 164H109V162H108ZM124 164H123V165H124ZM132 164H133V163H131L130 165H132ZM161 164H162V163H161ZM161 164H160V165H161ZM165 164L163 163V166L166 168V166H168V165L165 166ZM220 164H219V165H220ZM233 164H234V163H233ZM238 164H237V165H238ZM241 164H242V163H241ZM4 165H5V164H4ZM4 165L1 163L0 166L4 167ZM10 165H12V164H10ZM10 165H9V166H10ZM24 165H25V164H24ZM31 165H32V164H31ZM35 165H36V164H35ZM50 165H49V167L51 168ZM53 165H54V164H53ZM63 165H64V163H63ZM97 165H98V164H97ZM97 165H96V166H97ZM103 165H104V164H102V166H103ZM134 165H135V163H134ZM134 165H133V167H134ZM160 165H157V166H158V168H156L157 170H156L155 167H154L153 170L155 171V173H157L158 169L161 168ZM212 165H214V164H212ZM216 165H217V163H216ZM234 165H236V164H234ZM5 166H6V165H5ZM9 166H8V167H9ZM22 166H23V165H22ZM32 166H33V165H32ZM32 166H31V168H32ZM80 166H81V167H80ZM94 166H93L92 170L90 171V174H91V173H93V174H95V173L98 174L99 169L102 167V166H101L99 169H97L98 172H96L97 170H95V172H94V171H93L94 168L96 169V167H94ZM98 166H100V165H98ZM104 166H105V165H104ZM107 166H108V165H107ZM120 166H121V165H120ZM126 166H127V165H126ZM147 166H151V165H146V167H147ZM163 166H162V168H163ZM220 166H221V165H220ZM220 166H219V167H220ZM223 166H225V164H224ZM226 166H227V164H226ZM226 166H225V168L227 169ZM241 166H242V165H241ZM262 166H263V164H262ZM262 166H261V167H262ZM8 167L6 166L5 169H7ZM14 167H15V166H14ZM14 167H9V170H10V168H14ZM17 167H18V166H17ZM17 167H15V169H16ZM23 167H24V166H23ZM23 167H22V169L25 168V167H24V168H23ZM33 167H34V166H33ZM52 167H53V166H52ZM57 167H58V166H57ZM64 167H66V166H64ZM64 167H63V168H64ZM67 167L69 168V166H67ZM78 167L76 166V168H78ZM117 167H119V166L117 165ZM121 167H122V166H121ZM128 167H129V165H128ZM133 167H132V168H133ZM135 167H136V166H135ZM206 167H208V166H206ZM206 167L204 166L205 169H206ZM212 167H213V166H212ZM215 167H216V166H215ZM219 167H218V168H219ZM230 167H231V166H230ZM233 167H234V166H233ZM256 167H258V166H256ZM256 167H255V169H254V168H253V169L256 170V169H257ZM261 167H260V168H261ZM34 168H35V167H34ZM34 168H33V169H34ZM50 168L47 167V170L50 169ZM59 168H60V167H59ZM97 168H98V167H97ZM105 168H107V167L105 166ZM126 168H127V167H125V168L122 167V168H119V169L117 168V172L119 173V170H120V169H121V170H124V169L126 170ZM162 168H161V169H162ZM171 168H172V167H170L169 169H171ZM221 168H223V167H221ZM221 168H220V169H221ZM2 169H3V168H2ZM17 169H18V168H17ZM17 169H16V170H17ZM22 169L20 168V171H19L20 173H22V172H21ZM28 169H30V165H29V167H27V170H28ZM35 169H36V168H35ZM55 169H56V168H55ZM70 169H72V172L75 171V170L73 171V168H71V167H70ZM102 169H104V167L101 168L100 170H102ZM109 169L111 170V168H109ZM112 169L114 170V167H113ZM134 169H135V168H134ZM140 169H142V168H140ZM140 169H139V170H140ZM161 169L159 170V172L161 171ZM163 169H164V168H163ZM209 169H210V168H208L207 170H209ZM244 169H245V168H244ZM261 169H262V168H261ZM9 170H6V171H9ZM31 170H32V169H31ZM31 170L28 171V172H32ZM37 170H38V168H37ZM41 170H40V171H41ZM51 170L53 171V168H52ZM56 170H57V169H56ZM63 170H64V169H63ZM63 170L61 169L60 172L63 171ZM104 170H105V169H104ZM106 170H108V169H106ZM127 170H128V168H127ZM130 170H131V169L128 170L130 173H128L127 175L131 174V178H132V175H136V173H135V172H132L133 169H132V171H130ZM142 170H143V172H145V171H144V168H143ZM153 170H152V171H153ZM233 170H234V169H233ZM13 171H14V170H13ZM34 171H36V170H34ZM34 171H33V172H34ZM48 171H49V170H48ZM48 171H47V172H44V173H48ZM57 171H58V170H57ZM64 171L67 172L68 170H64ZM92 171H93V172H92ZM102 171H103V170H102ZM108 171H109V170H108ZM108 171H106V172L104 171L106 175H108V173L111 174V172H108ZM111 171H112V170H111ZM135 171H137V168H136ZM150 171H151V170H150ZM170 171H171V170H170ZM203 171H205L204 173H207L206 170H203ZM211 171H212V170H211ZM215 171H216V169H215ZM227 171L229 172L230 170L227 169ZM227 171H226V172H227ZM234 171H235V170H234ZM240 171H241V169H240ZM242 171L244 172V170H242ZM19 172H17V175H16V176H18V174H20ZM28 172H27V173H28ZM38 172H39V170H38ZM55 172H56V171H55ZM66 172H62V173L65 174ZM84 172H83V173H79V174L77 173V174H78V175L80 176V178H81V176L83 177V175L85 174ZM87 172H88V171H87ZM117 172L115 171V173H117ZM120 172H121V174H122V171H120ZM126 172H127V171H126ZM126 172H123L122 177L124 176V178H125V173H126ZM137 172H138V171H137ZM140 172L142 173V171H140ZM148 172H149V171H148ZM163 172H165V169H164ZM178 172H179V171H178ZM209 172H210V170L208 171L207 175L211 173V172H210V173H209ZM220 172H221V171H220ZM220 172H219V173H220ZM223 172H224V170H223ZM223 172H222V174H223ZM1 173H2V171H1ZM11 173H12V169H11ZM11 173H10V172H7V173L5 174V172H4L2 175H3V176H5V175L7 176L8 174H11ZM15 173H16V171H15ZM15 173L13 172V174H15ZM34 173H35V172H34ZM34 173H33V174H34ZM44 173H43V175L45 176L46 174H44ZM52 173H54V172H52ZM69 173H70V172H68V174H69ZM113 173H114V172H113ZM113 173H112V174H113ZM115 173H114V174H115ZM118 173H117V174H118ZM132 173H133V174H132ZM153 173H154V172H153ZM167 173L169 174V172H167ZM167 173L165 172L164 174H165L166 176H168ZM200 173H201V172H200ZM216 173H218V171H217ZM33 174H32V175H33ZM40 174H42V173H40ZM66 174H67V173H66ZM68 174H67V175H68ZM77 174H76V175H77ZM82 174H83V175H82ZM90 174H89V175H90ZM99 174L102 175L103 173L101 174V173L99 172ZM112 174L109 175V176L111 177ZM121 174H119V175L121 176ZM137 174H138V176H139V173H137ZM151 174H152V173H151ZM220 174H221V173H220ZM222 174H221V175H222ZM224 174H225V173H224ZM257 174H259V173H257ZM24 175H25V174H24ZM34 175H36V174H34ZM51 175H52V174H51ZM54 175H55V174H54ZM54 175H53V176H54ZM56 175H58L57 172H56ZM73 175H75V174L72 173V175H70V176H73ZM78 175H77V179L79 178ZM100 175H99V176H100ZM142 175H143V174H142ZM146 175H147V174H146ZM159 175H160V174H159ZM159 175H157V174L154 175V179L152 178V179L154 180L153 182L156 181V183L159 184V183L157 182L158 179H159V177H160ZM165 175H163V177H164ZM207 175H206V177H208ZM214 175L216 176L215 173L213 174V177H214ZM217 175H218V177H215V179H216V178H217V179L219 178V174H217ZM238 175H239V172H238ZM241 175H242V174H241ZM8 176H9V175H8ZM11 176H12V175H10V177H11ZM20 176L23 177V174H22V175L20 174ZM41 176H42V175H41ZM46 176H48V175H46ZM53 176H51V178H52ZM58 176H59V175H58ZM70 176H69V177H70ZM87 176H88V173L85 175V177H87ZM109 176H108V177H109ZM115 176H116V175H115ZM117 176H118V175H117ZM129 176H130V175H129ZM147 176L149 177V176H153V175H147ZM166 176H165V177H166ZM180 176H181V175H180ZM236 176H237V175H236ZM1 177H2V176H1ZM10 177H8V178H9V179H12V178H10ZM27 177H29V174H28ZM27 177H26V175H25L24 178L27 179ZM42 177H43V176H42ZM42 177H41V178H42ZM48 177H50V175H49ZM54 177L57 178V176H54ZM60 177H61V176H60ZM60 177H59V178H60ZM67 177H68V176H67ZM73 177H74V176H73ZM85 177H84V179L82 178V179H83L82 181H81V179H78L79 181L77 180V182H79V183H81V182L83 183V182H84L83 184H82V183H81V184H82V185H85V184L87 185L89 181H86V183H85V181H84V180H86ZM95 177H96V178H95ZM108 177L105 176V178H108ZM110 177H109V180L111 179ZM126 177H128V176H126ZM135 177L137 178V176H135ZM165 177H164V178H165ZM168 177H170V176H168ZM181 177H182V176H181ZM189 177H190V176H189ZM239 177H240V176H239ZM18 178H19V177H17V179H18ZM20 178H21V177H20ZM24 178H23V179H24ZM33 178H34V177H33ZM45 178H47V177H45ZM45 178H44V179H45ZM51 178H50V179H51ZM71 178H72V177H71ZM93 178H95V179L91 180L92 182L96 181V179H97V181H98V179H101L100 177L98 178V176H95V175L93 176ZM105 178H102V181H103V182L106 180ZM114 178H115V177H114ZM114 178H113V179H114ZM117 178H118V177H116L115 179L118 180V182H119L120 180L117 179ZM124 178H122V180H123ZM145 178H146V177H145ZM149 178H150V177H149ZM161 178H162V177H161ZM209 178H210V177H209ZM228 178H230V177H228ZM256 178H257V176H256ZM262 178H263V176H262ZM17 179H16V180H17ZM26 179H25V180H26ZM47 179H48V178H47ZM47 179L45 180L46 182L48 181ZM52 179H54V178H52ZM57 179H58V178H57ZM66 179H67V178H65L64 181H65ZM69 179H70V178H69ZM75 179H76V178H75ZM90 179H92V178L90 177ZM103 179H104V180H103ZM181 179L183 180V178L177 179V180H178V181H177V185H179V184L181 183V182H179V180H181ZM212 179H214V178H212ZM217 179H216L215 181H217ZM225 179H226V178H225ZM225 179H223V180H225ZM257 179H258V178H257ZM18 180H19V179H18ZM20 180H21V179H20ZM29 180H32V177L29 178L28 181H29ZM42 180H43V179H42ZM125 180H129V178H128V179H125ZM134 180H135V179H134ZM148 180H149V179H148ZM150 180H151V179H150ZM235 180H236V179H235ZM246 180H247V179H246ZM246 180H245V181H246ZM260 180L262 181V179H260ZM260 180H258V181H260ZM1 181H2V180H1ZM11 181H12V183H14V182H13V181H15L14 178H13ZM50 181H51V180H50ZM50 181H49V182H50ZM53 181H54V180H53ZM55 181H56V180H55ZM58 181H59V180H58ZM62 181H63V179H62ZM64 181H63V182H64ZM70 181H71V180H70ZM73 181H74V180H73ZM100 181H101V180H100ZM111 181H112V183H113V181H115V180H110L109 182H111ZM136 181L138 182V178H137ZM139 181H140V180H139ZM197 181H198V180H197ZM197 181H195L194 183H196ZM199 181H200V179H199ZM199 181H198V182H199ZM207 181H208V180H207ZM233 181H234V180H233ZM233 181H232V182H233ZM261 181L258 182V183H256V184H258V185L261 184ZM6 182H10V180H8V181H6ZM6 182H4V183H6ZM21 182H22V181H21ZM23 182H24V180H23ZM29 182H30V181H29ZM31 182H32V181H31ZM40 182H42V181L40 180ZM40 182H38V185L35 184V186L37 185V187H38L39 184H42V183H40ZM46 182H45V183H46ZM49 182H48V183H49ZM51 182H52V181H51ZM77 182H76V183H77ZM92 182H89V183H90V184H93ZM103 182H102V183H103ZM107 182H108V180H107ZM115 182L117 183V181H115ZM115 182L113 183L114 185H116ZM123 182H125V181H123ZM123 182H122V184H123ZM134 182H135V181H134ZM178 182H179V184H178ZM190 182H191V181H190ZM190 182H189V184H190ZM208 182H209V181H208ZM232 182H231V183H232ZM255 182H256V181H255ZM4 183H3V184H4ZM26 183H27V185H29L28 182H26ZM26 183H25V182H24V184L21 183V184H22V185L20 184V185H21V188H23V187L25 186ZM45 183H43V184H45ZM48 183H46V184H48ZM53 183H54V182H53ZM53 183H52V184H53ZM60 183L62 184L61 181H60ZM60 183H59V184H60ZM67 183L69 184L70 182L68 181ZM74 183H75V182H74ZM79 183H78V184H75V185H73V183H71L70 186L73 185V186L75 187L76 185H79ZM99 183H100V182H96L97 185H98ZM104 183H105V187H106V181H105ZM127 183H128V182H127ZM127 183L125 182V184H127ZM130 183H133V181L131 180ZM130 183H129V184H130ZM138 183H140V182H138ZM163 183H164V181H163ZM184 183H185V182H184ZM187 183H188V182H187ZM205 183H206V182H205ZM224 183H225V182H224ZM231 183H229L230 186H232ZM250 183H252V181H250ZM250 183H248V184L250 185ZM3 184H1V185H3ZM8 184H10V183H8ZM16 184H17V182H16ZM16 184H15V185H16ZM31 184H34V182H32ZM59 184H58V185H55V186H59ZM96 184H95V186H96ZM100 184H101V183H100ZM133 184H134V183H133ZM133 184H130V185H133ZM147 184H148V183H147ZM157 184H156V185H157ZM189 184H188V185H189ZM208 184H209V183H208ZM220 184H221V182H220L218 185H220ZM222 184H223V183H222ZM13 185H14V184H12V186H13ZM18 185H19V184H18ZM18 185H16V186H17L18 188H20V187H19L20 185H19V186H18ZM27 185L25 186L26 189H27V187H28ZM50 185H51V184H50ZM65 185H67V184H65ZM82 185L79 186V187L81 188V190L85 191V194L88 193L89 190H90V189L87 190L88 187H89V185H87V189H86L85 187L82 188ZM107 185H110V183H108ZM114 185H112L113 188L117 186V185H116V186H114ZM135 185H136V183H135ZM160 185H161V184H160ZM177 185H175V187H176ZM181 185H182V183H181ZM188 185H187V186H188ZM223 185H224V184H223ZM6 186H7V185H6ZM10 186H11V185H10ZM22 186H23V187H22ZM41 186L44 187L45 185H44V186L41 185ZM70 186H69V187H70ZM118 186H120V184H118ZM121 186H123V187L120 188V189L122 190V188H124L125 186H124V185H121ZM126 186H127V185H126ZM152 186H153V185H152ZM184 186H185V185L183 184V187H182L181 189H183ZM189 186H190V185H189ZM206 186H207V185H206ZM206 186H205V187H206ZM210 186H211V185H210ZM213 186H214V185H213ZM7 187H8V186H7ZM25 187H24V190H26ZM39 187H40V186H39ZM39 187H38V189H39V190H38V193L41 194V190H42L41 188H42V187H40V188H39ZM105 187H104V188H105ZM110 187H111V186H110ZM110 187H109V189L112 188V187H111V188H110ZM132 187H134V190H135V188H138V187L140 188L139 184H138L137 186H131V188H132ZM144 187H145V186H144ZM157 187H158V185H157ZM179 187H180V186H179ZM193 187L195 188V186H193ZM15 188H16V187H15ZM18 188H17V191H18ZM71 188H73V187H71ZM75 188H76V187H75ZM95 188H96V187H95ZM100 188H101V187H100ZM100 188H99V189H100ZM116 188H117V187H116ZM125 188H127V189H124V191L128 192V189L130 188V186H129V187L127 186V187H125ZM131 188H130V189H131ZM146 188H147V187H146ZM154 188H155V186H154ZM154 188H153V189H154ZM187 188H189V187H187ZM187 188H186V189H187ZM196 188H199V187H196ZM200 188H201V187H200ZM200 188L198 189L199 191H201ZM211 188H212V186H211ZM226 188H229V186H227ZM234 188H235V187H234ZM254 188H255V187H254ZM7 189H8V188H7ZM11 189H13V188H11ZM11 189H10V190H11ZM28 189H29V188H28ZM43 189H45V188H43ZM46 189H47V188H46ZM53 189L56 190L55 187H54ZM84 189H86V190H84ZM93 189H94V188H93ZM106 189H107V187H106L105 189H101V190H102V191H105ZM153 189H152V190H153ZM155 189H156V188H155ZM158 189H159V187H158ZM181 189H180V190H181ZM184 189H185V188H184ZM190 189H191V188H190ZM203 189H204V188H203ZM203 189H202V191H203ZM215 189H218V188H215ZM230 189H231V188H230ZM236 189H237V188H236ZM255 189H256V188H255ZM47 190L50 191V190H52V189H47ZM47 190H45V194H44V195H46L47 193H49V191L46 193ZM101 190H99V191H101ZM118 190H119V189H118ZM118 190H115V189H114V191H113V193H112L111 195L113 196L115 191H116L115 194L117 195ZM121 190H120L119 192H121ZM142 190H143V189H142ZM142 190H141V191H142ZM152 190L150 189L149 191H152ZM192 190H193V188H192ZM198 190H197V191H198ZM207 190H210V189L208 188ZM241 190H242V189H241ZM5 191H6V190H5ZM8 191H9V190H7V191L5 192V194H6ZM19 191H20V190H19ZM21 191H23V189H21ZM26 191H27V190H26ZM36 191H37V190H36ZM36 191H35V192H36ZM39 191H40V192H39ZM75 191H76V190H74V192H75ZM83 191H80V194L77 193V195H81V193H83V196L81 195V197H85V194H84ZM91 191H92V190H91ZM96 191H97V188H96V190L94 191L95 194H93V196L96 195L97 193H99V191H98V192H96ZM108 191H109L108 189L105 191L106 195L104 196V198H105L106 196L109 197L108 194H110V193H108ZM111 191H112V190H111ZM111 191H110V192H111ZM182 191H183V190H182ZM224 191H225V190H224ZM224 191H223V193H224ZM228 191H229V190H228ZM228 191H227V192H228ZM9 192H10V191H9ZM15 192H16V190H15ZM52 192H53V191H52ZM52 192L50 191V194H51ZM74 192H73V193H74ZM122 192H123V190H122ZM122 192H121V195H123ZM126 192H125V193H126ZM178 192H179V190H178ZM186 192H188V189H187ZM238 192H239V191H238ZM254 192H255V191H254ZM254 192H253V194H254ZM258 192H259V191H257V193H258ZM43 193H44V192H43ZM90 193H91V192H89V194H90ZM107 193H108V194H107ZM129 193L131 194V192H129ZM188 193H189V192H188ZM188 193H187V194H188ZM209 193H210V192H209ZM211 193H213V191H211ZM218 193L220 194V192H218ZM3 194H4V193H3ZM14 194H15V193H14ZM14 194H13V197H14ZM17 194H19V195L22 194V195H23V194H24V191H23V193H21V192L17 193V192H16V194H15V198L18 197V196H16ZM27 194H28V195H27ZM89 194H88V195H89ZM118 194H120V193H118ZM189 194H190V193H189ZM193 194H194V193H193ZM193 194H191V196H192ZM245 194H246V193H245ZM251 194H252V192H251ZM22 195H21V196H22ZM26 195L29 196V195H31V194H29L28 191H27ZM36 195H37V192H36ZM41 195H42V194H41ZM41 195H40V196H41ZM47 195H48V194H47ZM51 195H52L51 197H54V196H55V195H53V194H51ZM88 195L86 196V198H90V197L92 196V195H91V196H88ZM101 195H102V194H101ZM103 195H104V194H103ZM103 195H102V196H103ZM121 195H120V197H121ZM149 195L151 196V194H149ZM182 195H183V194H182ZM239 195H240V194H239ZM243 195H244V193H243ZM257 195H258V194H257ZM1 196H2V195H1ZM4 196H5V195H4ZM24 196H25V194H24ZM31 196H35V195L32 194ZM40 196H39V197H40ZM184 196H186V194H184ZM191 196H189L188 199H190ZM213 196H214V195H213ZM213 196H212V197H213ZM237 196H238V195H237ZM237 196H235V197H237ZM8 197H11V196L9 195ZM39 197H38V198H39ZM42 197H44V196L42 195ZM46 197H49L50 199H52L49 195L46 196ZM75 197L78 198L79 196H76V194H75L74 199H77V198H75ZM108 197H106V199H107ZM110 197H111V196H110ZM110 197H109V198H110ZM114 197H115V196H114ZM114 197H111V198H114ZM120 197H117L118 201H117L116 199H115V201H117V202L119 203V198H120ZM127 197H128V196H127ZM127 197H124V198L121 197L120 199H125V198H127ZM147 197H148V195H146V198H147ZM212 197H211V198H212ZM229 197H230V196H229ZM235 197H234V198H235ZM5 198H7V195L5 196ZM18 198H19V197H18ZM18 198H17V199H18ZM22 198H23V197H22ZM25 198H26V197H25ZM25 198H24L23 200L27 201L26 199H27L28 197H27L26 199H25ZM31 198L33 199V197H30V198H28V199L30 200ZM38 198H36V201H34V203H32V204H35V202H37ZM44 198H45V197H44ZM49 198H48L47 201H49ZM71 198H72V197H71V195H70V199L68 198V199L62 200L63 202H62L61 205H62V207H64L63 212L61 211V213H60L59 210H61V209L58 208V209H59V210H58V213H60L61 216H62V214L64 213V211L67 209V208H66L67 205L65 206L64 204L67 203L68 205H70L71 203H72V204L74 203L73 200H71ZM94 198L96 199V197H94ZM101 198H102V197H101ZM109 198H108V199H109ZM131 198H132V197H131ZM197 198H198V197H197ZM205 198H206V196H205ZM211 198H210V199H211ZM221 198H222V195H221ZM231 198L233 199V196H232ZM246 198H247V197H246ZM12 199H13V198H12ZM20 199H21V198H20ZM42 199H43V198H42ZM42 199H41V200H42ZM55 199H56V201L53 200V202H55V204L52 203V202L45 203L44 201H45L46 199L40 201V203H41V202H44V203L46 204V206H47V205H50V203H52V205L55 206V205H56V202H57V198H55ZM97 199L99 200L100 198H98V196H97ZM106 199H105V200H106ZM108 199H107V200H108ZM224 199L227 200L228 197H226V198H224ZM224 199H222V200H224ZM67 200H69V201H67ZM107 200H106V201H107ZM109 200H111V199H109ZM132 200H133V199H132ZM184 200H185V199H184ZM208 200H209V199H208ZM230 200H231V199H230ZM13 201H14V199H13ZM13 201H12V202H13ZM17 201H18V200H17ZM50 201H51V200H50ZM64 201H67V202H64ZM86 201H87V199H86ZM96 201H97V200H96ZM102 201H103V200H102ZM102 201H101V202H102ZM111 201L113 202V199H112ZM126 201H130V199H128V200L125 199L124 202L126 203ZM194 201H195V199H194ZM194 201H193V202H194ZM196 201H197V200H196ZM196 201H195V202H196ZM203 201H204V200H203ZM205 201H206V200H205ZM251 201H252V200H251ZM28 202H29V201H28ZM58 202L60 203L61 201L58 200ZM70 202H71V203H70ZM83 202H84V200H83ZM87 202H90V203H91L90 200L87 201ZM107 202L110 203V201H107ZM107 202H106V203H107ZM133 202H134V201H133ZM185 202H188L187 198H186ZM195 202H194V203H195ZM200 202H201V201H200ZM222 202H223V201H222ZM22 203H23V202H22ZM29 203H30V202H29ZM29 203H28V204H29ZM38 203H39V202H38ZM38 203H37V204H38ZM40 203H39V204H40ZM63 203H64V204H63ZM69 203H70V204H69ZM96 203H97V202H96ZM108 203H107V204H108ZM127 203H128V202H127ZM188 203H189V202H188ZM190 203H191V202H190ZM196 203L198 204V202H196ZM196 203H195V204H196ZM220 203H221V199H220ZM238 203H240V202H238ZM253 203H254V202H253ZM1 204H2V203H1ZM14 204L17 205L18 203H15V201H14L13 205H14ZM25 204H26V203H25ZM28 204H27V205H28ZM32 204H31V205H32ZM37 204H35V205H37ZM93 204H94V203H93ZM93 204H92V205H93ZM97 204H98V206H99V204L102 205L101 203H97ZM120 204H121V203H120ZM120 204H119V205H120ZM195 204H194V205H195ZM246 204H247V203H246ZM7 205H8V204H7ZM15 205H14V206H15ZM35 205H34V206H35ZM88 205H89V204H88ZM94 205H95V204H94ZM108 205H109V204H108ZM108 205H107V206H108ZM112 205H113V204H112ZM161 205H162V204H161ZM178 205H179V204H176L177 207H178ZM200 205H204V204L201 203V204H199V206H200ZM205 205H206V202H205ZM205 205H204V206H205ZM214 205H215V204L213 203V206H214ZM227 205H228V204H227ZM237 205H238V204H237ZM237 205H236V206H237ZM258 205H259V203H258ZM1 206H2V205H1ZM18 206H19V205H18ZM22 206H23V204H22ZM24 206H25V205H24ZM24 206H23V208H24ZM34 206H30V207L28 206V207H29V208H32V207H34ZM37 206H38V205H37ZM50 206H51V205H50ZM98 206H96V207L98 208ZM107 206H106V207H107ZM120 206H121V205H120ZM124 206H126V205L124 204L123 207H124ZM140 206H141V205H140ZM207 206H208V205H206V207H207ZM221 206H223V205H221ZM224 206H225V205H224ZM228 206H229V205H228ZM252 206H253V205H252ZM256 206H257V205H256ZM263 206H264V205H263ZM263 206H262L261 208H263ZM11 207H12V206H11ZM62 207H61V208H62ZM67 207H68V206H67ZM72 207H73V206L70 205V206L68 207V209H70V208H72ZM100 207H101V206H99V208H100ZM136 207H137V206H136ZM195 207H196V206H195ZM225 207H226V206H225ZM231 207H233V206H231ZM234 207H235V206H234ZM242 207H243V206H242ZM3 208H4V210H3V209L1 210V212H0L1 214H2V211L5 212V208H7V207H3ZM25 208H26V210L29 209V208H27V206H25ZM25 208H24V209H25ZM44 208H45V207H44ZM47 208H49V206H48ZM51 208H52V207H51ZM65 208H66V209H65ZM91 208H92V207H91ZM93 208H94V206H93ZM133 208H134V207H133ZM140 208H141V207H140ZM140 208H139V209H140ZM178 208H179V207H178ZM178 208H177V209H178ZM191 208H192V207H191ZM199 208H200V207H199ZM235 208H237V207H235ZM240 208H241V207H240ZM7 209L9 210V207H8ZM15 209L18 210V207H17V208L15 207ZM53 209H54V208H53ZM101 209H103V208L101 207ZM105 209H106V208H105ZM175 209H176V208H175ZM175 209H174V210H175ZM238 209H239V208H238ZM238 209H237V210H238ZM258 209H259V208H256V210H258ZM13 210H14V208H13ZM19 210H22V208H19ZM30 210H31V209H30ZM30 210H29V211H30ZM33 210H37V208H35V209L33 208ZM49 210H50V209H49ZM54 210H55V209H54ZM56 210H57V209H56ZM72 210H73V209H71V211H72ZM91 210H92V209H91ZM103 210H104V209H103ZM161 210H162V209H161ZM167 210H168V208H167ZM224 210H225V208H224ZM224 210H223L222 212H225ZM227 210H228V209H226V211H227ZM9 211H11V209H10ZM9 211H8V212H9ZM43 211H44V213H45V210L42 209V214H43ZM46 211H47V210H46ZM52 211H53V210H52ZM104 211H105V210H104ZM169 211H170V210H169ZM175 211H176L177 213H179L177 210H175ZM193 211H194V210H193ZM239 211H240V210H238V212H239ZM243 211H245V210L243 209ZM243 211H241V212H243ZM263 211H264V209H263ZM14 212H17V211H14ZM14 212H12V213H14ZM23 212H24V210H23ZM33 212H35V211H33ZM37 212H38V210H37L35 213H37ZM48 212H49V211H48ZM53 212H54V213H53ZM53 212H52L53 214H58L57 212L55 213V211H53ZM162 212H163V211H162ZM170 212H173V210L170 211ZM176 212H174L173 214H175ZM186 212L188 213V211H186ZM208 212H209V210H208ZM222 212H221V214H222ZM236 212H237V211H236ZM12 213H11V214H12ZM19 213L22 214V212L18 211V213H15V215H13V216L16 217L17 215H19ZM26 213H27V212H26ZM29 213H32V212L30 211ZM29 213H28V214H29ZM40 213H41V211H40ZM67 213H68V212L65 211V214H67ZM88 213H91V212H90V209L88 210ZM88 213H87L86 215H87V216H90ZM93 213H94V212H93ZM104 213H105V212H104ZM131 213H132V212H131ZM177 213H176V214H177ZM230 213H231V212H230ZM230 213H229V214H226V215H230ZM250 213H252V212L250 211ZM254 213H256V211H255ZM257 213H258V211H257ZM257 213H256L255 215H257ZM4 214H5V213H4ZM16 214H17V215H16ZM33 214H34V213H33ZM33 214H32V216H33ZM65 214H64V215H65ZM125 214H126V213L124 212V215H125ZM158 214H159V213L154 214V215H158ZM173 214H172V215H173ZM232 214H233V213H232ZM23 215H24V214H23ZM25 215H26V214H25ZM30 215H31V214H30ZM69 215H70V214H69ZM103 215H104V214H103ZM170 215H171V214H170ZM170 215H168L167 217H170V219H171L173 216H172V215L170 216ZM177 215H178V214H177ZM188 215H191V214L188 213ZM211 215H212V214H211ZM218 215H220V214H218ZM9 216H10V215H9ZM20 216H21V215H20ZM27 216H28V215H27ZM32 216H31V217H32ZM61 216H60V218H61ZM70 216H71V215H70ZM213 216H214V215H213ZM235 216H239V215H235ZM258 216H259V215H258ZM263 216H264V215H263ZM2 217H3V216H2ZM2 217H1V218H2ZM25 217H26V216H25ZM54 217H55V216H54ZM54 217H53V218H54ZM57 217H58V215H57ZM106 217H107V216H105V218H106ZM151 217H152V219H153V216H151ZM154 217L157 218V216H154ZM174 217H177V218H178L179 216H176V215H175ZM191 217L193 218V216H191ZM230 217H232V216H230ZM230 217H229L228 219H231ZM251 217H254V216H251ZM251 217H250V218H251ZM4 218H5V217H4ZM13 218H14V217H13ZM13 218H12V219H13ZM26 218H28V217H26ZM43 218H44V217H43ZM86 218H88V221H90V220H89V217H86ZM148 218H149V217H148ZM179 218H180V217H179ZM203 218H204V216H203ZM210 218H212V216H211V217H210V216L208 217V219H210ZM255 218H256V217H255ZM5 219H6V218H5ZM5 219H4V220H5ZM9 219H11V218H9ZM12 219H11V220H12ZM17 219L19 220V217H17ZM41 219H42V218H41ZM46 219H47V217H46ZM58 219H59V218H58ZM152 219L149 220V221H147V222H145V223L148 224V222L152 221ZM166 219H167V218H166ZM170 219H169V220H170ZM188 219H189V218H188ZM251 219H253V218H251ZM2 220H3V219H2ZM4 220H3V221H0V222H4ZM6 220H7V219H6ZM6 220H5V221H6ZM26 220H27V219H26ZM28 220H31V219H30V216H29ZM28 220H27V221H28ZM115 220H116V219H115ZM138 220H139V219H138ZM140 220H142V218H140ZM157 220H158V219H157ZM159 220H160V219H159ZM204 220H206V219H204ZM234 220H235V219H234ZM234 220L231 222V224H232V223H235ZM246 220H248V218H247ZM253 220H254V219H253ZM13 221H14V220H13ZM23 221H24V220H23ZM42 221H47V220L42 219ZM42 221H41V222H42ZM75 221H76V220H75ZM92 221H93V220H92ZM100 221H101V220H100ZM100 221H99V222H100ZM103 221H104V219L102 220L101 223H103ZM116 221L119 222L118 219H117ZM143 221H145V219H143ZM187 221H188V220H187ZM227 221H229V220H227ZM244 221H245V220H244ZM244 221H243V223H245ZM250 221H252V220H250ZM250 221H249V222H250ZM262 221H263V219H262ZM7 222H8V221H7ZM7 222H4L5 225H4V224H1V223H0V225H2V227H3V225H4V226H7ZM17 222L19 223V221H17ZM25 222H26V221H24V223H25ZM29 222H30V221H29ZM47 222H51V220H50V221L48 220ZM76 222H77V223H78V222L80 223L81 221L79 220V221H76ZM76 222H74V224H75ZM105 222H106V221H105ZM105 222H104V225H105ZM120 222H121V221H120ZM161 222H162V221H161ZM172 222H173V221H172ZM200 222H202V221H200ZM200 222H199V223H200ZM205 222H207V220H206ZM9 223H10V221H9ZM9 223H8V224H9ZM18 223H17V224H18ZM24 223L22 222L21 224H24ZM26 223H27V222H26ZM26 223H25V224H26ZM77 223L75 224L74 229H75V227H78L81 223H83V221H82L80 224H77ZM95 223H96V222H95ZM95 223H94V227H95L96 225H99V224L102 225V227H104L103 224H101V223H99V224H95ZM97 223H98V221H97ZM154 223H155V222H154ZM158 223H159V222H158ZM167 223H168V222L166 221V224H167ZM188 223H189V224H192L191 221H188ZM203 223H204V222H203ZM214 223H215V222H214ZM227 223H228V222H227ZM229 223H230V222H229ZM247 223H248V222H247ZM247 223H246V226H247ZM261 223H263V222H261ZM19 224H20V223H19ZM34 224H35V223H34ZM34 224H33V225H34ZM106 224H107V223H106ZM143 224H144V223H143ZM146 224H144V225H146ZM155 224H156V223H155ZM168 224H169V223H168ZM168 224H167V225H168ZM231 224H230V225H231ZM15 225H16V224H15ZM26 225H27V224H26ZM30 225H32V224H30ZM33 225H32V227H31L30 229H28L29 231L32 230V229L34 230ZM35 225H37V224H35ZM69 225H70V224H69ZM69 225H68V226H69ZM76 225H77V226H76ZM91 225H92V223H91ZM150 225H151V223H150ZM157 225H159V224H157ZM163 225H164V224H163ZM163 225H162V226H163ZM192 225H193V224H192ZM228 225H229V224H228ZM242 225H243V224H242ZM242 225H241V226H242ZM262 225H263V224H262ZM8 226H9V225H8ZM8 226H7V227H8ZM11 226H13V225H11ZM23 226H24V225H22V227H23ZM28 226H29V224H28L26 227L28 228ZM65 226H66V225H65ZM65 226H64V227H65ZM70 226H72V225H70ZM82 226H83V225H82ZM203 226H204V225H203ZM9 227H10V226H9ZM18 227H19V226H18ZM20 227H21V226H20ZM24 227H25V226H24ZM37 227H38V226H36V228H37ZM139 227H140V226H139ZM139 227H138V228H139ZM143 227H144V226L142 225V228H143ZM148 227H150V226L147 225L146 229H147ZM164 227H165V226H164ZM167 227H168V226H167ZM197 227H198V226H197ZM216 227H217V225H216ZM219 227H221V226H219ZM259 227H260V226H259ZM10 228H12V227H10ZM84 228H85V227H84ZM87 228H90V229H91L90 226L87 227ZM92 228H93V227H92ZM120 228H121V226L118 228V233H119ZM122 228H123V227H122ZM144 228H145V227H144ZM144 228H143V229H144ZM1 229H2V228H1V226H0V230H1ZM6 229H8V228H6ZM50 229H51V228H50ZM65 229H66V227H65ZM106 229H107V226H106ZM108 229H110V228H108ZM140 229H141V228H140ZM143 229H142V231H143ZM10 230H11V229H10ZM24 230H26V229H24ZM24 230H23V231H24ZM51 230H54V228L51 229ZM77 230H78V229H77ZM77 230H76V231H77ZM100 230H104V229H100ZM112 230H113V229H112ZM115 230H116V229H115ZM115 230H114V231H115ZM133 230L136 232V228H135V227L133 228ZM133 230H131V231H133ZM137 230L139 231V229H137ZM162 230H163V229H162ZM2 231H3V230H2ZM2 231H1V233H2V235H3V232H2ZM12 231H14L13 228H12ZM79 231H80V230H79ZM104 231H105V230H104ZM104 231H102V232H104ZM106 231H107V230H106ZM106 231H105V232H106ZM163 231H164V230H163ZM201 231H202V230H201ZM220 231H221L220 233H222V230H221V229H220ZM224 231H225V230H224ZM227 231H228V230H227ZM8 232H9V231H8ZM19 232H20V231H19ZM30 232H31V231H30ZM53 232H54V231H53ZM204 232H206V231H204ZM209 232H210V231H209ZM254 232H256V230H255ZM262 232H263V230H262ZM21 233H22V232H21ZM24 233H25V231H24ZM26 233H28V232H26ZM66 233H69V232H66ZM66 233H65V234H66ZM165 233H167V232H165ZM165 233H164V235H166ZM197 233H198V232H197ZM207 233H208V232H207ZM207 233H206V234H207ZM215 233H217V232H215ZM220 233H219V230H218V234H220ZM4 234H5V233H4ZM13 234H14V233H13ZM18 234H19V233H18ZM32 234H33V233H32ZM58 234H59V233H58ZM61 234H62V233H61ZM65 234H64V235H65ZM131 234H132V233H131ZM133 234H134V233H133ZM137 234H138V232H137ZM137 234H136V235H137ZM161 234H163V232H162ZM168 234H169V233H168ZM206 234H205V235H206ZM229 234H231V233H229ZM238 234L241 235V233H238ZM249 234H251V233H249ZM249 234H248V235H249ZM263 234H264V233H263ZM16 235H17V233H16ZM30 235H31V234H30ZM125 235H127V234H125ZM191 235H192V234H191ZM202 235H204V234H202ZM207 235H209V233H208ZM224 235H225V233L222 234L223 237H224ZM233 235H235V234H233ZM246 235H247V234H246ZM21 236H22V234H21ZM52 236H53V235H52ZM65 236H66V235H65ZM68 236H69V235L67 234L65 240H67ZM115 236H116V234H115ZM117 236H118V235H117ZM137 236H138V235H137ZM222 236H221V237H222ZM238 236H239V235H238ZM0 237H1V236H0ZM119 237H120V236H119ZM193 237H194V236H193ZM196 237H197V235H196ZM223 237H222V238H223ZM227 237H228V236H227ZM235 237H236V236H235ZM24 238H26V237H24ZM50 238H51V236H50ZM53 238L56 239V235L53 236ZM53 238H51V240H52ZM62 238H64V237L62 236ZM135 238H136V237H134L133 239H135ZM165 238H167V237H165ZM213 238H214V237H213ZM233 238H234V237H233ZM242 238H243V237H242ZM258 238H259V237H258ZM258 238H257V239H258ZM260 238H261V236H260ZM260 238H259V240H260ZM55 239H54V240H55ZM115 239H116V238H115ZM158 239H160V238H158ZM198 239H199V238H198ZM224 239H225V238H224ZM229 239H231V238H229ZM253 239H254V238H253ZM61 240H62V239H61ZM63 240H64V239H63ZM73 240L76 241L75 239H73ZM125 240H128V239H125ZM199 240H200V239H199ZM209 240H210V238H209ZM234 240H235V239H234ZM242 240H244V239H242ZM55 241H56V240H55ZM92 241H93V240H92ZM92 241H91L90 243H92ZM121 241H122V240H121ZM137 241H138V240H136V242H137ZM162 241H163V240H162ZM165 241H166V242H163V245L167 243L168 239L165 240ZM191 241H193V239H191ZM191 241H190V242H191ZM196 241H197V240H196ZM196 241H195V242H196ZM217 241H218V240H217ZM230 241H231V240H230ZM230 241H229V242H230ZM236 241H237V240H236ZM253 241H254V240H253ZM263 241H264V240H263ZM77 242H78V241H77ZM118 242H119V241H118ZM122 242H124V241H122ZM126 242H127V241H126ZM136 242H135V243H136ZM195 242H194V244H195ZM200 242L203 243V238L200 240ZM204 242H206V241H204ZM207 242H208V241H207ZM218 242H219V241H218ZM238 242H239V240H238ZM242 242H243V241H242ZM245 242H247V241H245ZM261 242H262V241H261ZM54 243H56V242H54ZM59 243L61 244V243H63V241H60ZM59 243H58V244H59ZM90 243H88V245H89ZM112 243H113V242H112ZM112 243H111V244H112ZM208 243H209V242H208ZM68 244H69V243H68ZM114 244H115V243H113V245H114ZM158 244H159V243H158ZM196 244H197V243H196ZM199 244L201 245V243H199ZM199 244H198V245H199ZM235 244H236V243H235ZM238 244H240V242H239ZM255 244H256V243H255ZM72 245H74L73 242H72ZM72 245H71V246H72ZM85 245H86V243H85ZM161 245H162V244H161ZM163 245H162V246H163ZM219 245H220V244H219ZM242 245H243V244H242ZM258 245H259V244H258ZM58 246H59V245H58ZM115 246H116V244H115ZM117 246H119V245H117ZM120 246H121V245H120ZM207 246H209V244L206 245V248H208ZM254 246H255V245H254ZM263 246H264V245H263ZM263 246H262V248H263ZM72 247H73V246H72ZM122 247H123V246H122ZM122 247H121V248H122ZM204 247H205V246H204ZM213 247H214V246H213ZM231 247H232V246H231ZM46 248H47V245H46ZM46 248H45V249L43 248L44 251L46 250ZM79 248H80V247H79ZM84 248H85V247H84ZM88 248H89V247L86 248L87 251H88ZM109 248H110V247H109ZM198 248H199V247H198ZM210 248H211V247H210ZM238 248H240V247H238ZM245 248H246V246H245ZM20 249H21V248H20ZM118 249H119V248H118ZM172 249H173V248H172ZM172 249H171V250H172ZM199 249H200V248H199ZM202 249H203V248H202ZM71 250H73V249H71ZM71 250H69V251L72 253ZM200 250H201V249H200ZM246 250H247V249H246ZM262 250H263V249H262ZM262 250H261V251H262ZM37 251H38V250H37ZM110 251L112 252V250H110ZM172 251H173V250H172ZM172 251H171V252H172ZM213 251H214V249H213ZM224 251H225V249H224ZM234 251H235V250H234ZM243 251H244V250H243ZM20 252H21V251H20ZM101 252H102V251H101ZM116 252H118V251L116 250ZM116 252H115V253H116ZM120 252H121V251H120ZM204 252H206V251H204ZM208 252H209V251H208ZM225 252H226V251H225ZM71 253H70V254L68 253V255L70 256V258H73V257L71 256ZM113 253H114V252H113ZM178 253H180V252H178ZM213 253H214V252H213ZM233 253H234V254H237L236 251L233 252ZM6 254H7V253H6ZM8 254H9V253H8ZM10 254H11V253H10ZM83 254H84V252H83ZM104 254H105V253H104ZM175 254H176V253H175ZM175 254H173V255H175ZM203 254H204V253H203ZM248 254H249V253H248ZM263 254H264V252H263ZM39 255H40V254H39ZM68 255H67V256H68ZM72 255H73V254H72ZM176 255L179 257L180 254H176ZM211 255H212V254H211ZM246 255H247V254H246ZM250 255H251V254H250ZM252 255H254V253H252ZM261 255H262V254H261ZM8 256H10V255H8ZM41 256H42V255H41ZM73 256H74V255H73ZM83 256H84V255H83ZM83 256H82V258H83ZM4 257H5V255H4ZM242 257H243V256H242ZM242 257H241V258H242ZM255 257H258V256L256 255ZM255 257H251L252 259H250V258H249V259H250V260H253ZM0 258H1V257H0ZM8 258H9V257H8ZM8 258H7V256H6V259H8ZM85 258H86V257H85ZM112 258H114V257L111 256V259H112ZM218 258H219V257H218ZM243 258H244V257H243ZM6 259H5V260H6ZM80 259H81V257H80ZM103 259H104V258H103ZM109 259H110V258H109ZM109 259H107V261H108V262H111V259H110V260H109ZM255 259H257V258H255ZM5 260H4V262H5ZM75 260H78V259L76 258ZM75 260H72V261H75ZM87 260H88V259H87ZM104 260H105V259H104ZM175 260H176V263H177L178 260L176 259V257H175ZM1 261L3 262L2 259H1ZM70 261H71V260H70ZM70 261H68V262H70ZM72 261H71V263H69V264H72ZM82 261L84 262L83 259H82ZM85 261H86V260H85ZM219 261H220V260H219ZM4 262H3L2 264H4ZM6 262H7V260H6ZM54 262H55V261H54ZM83 262H82V263H83ZM237 262H238V261H237ZM75 263H76V262H75ZM75 263H73V264H75ZM79 263H80V262H79ZM79 263H77V264H79ZM197 263H198V262H197ZM218 263H219V262H218ZM218 263H217V264H218ZM44 264H45V263H44ZM67 264H68V263H67ZM207 264H208V263H207ZM237 264H238V263H237ZM260 264H262V262H261Z\"/></svg>",
  "mask_w": 264,
  "mask_h": 264
}]
</instances>
